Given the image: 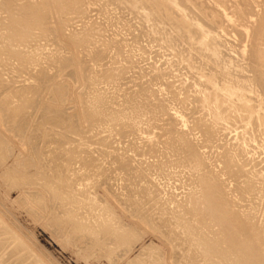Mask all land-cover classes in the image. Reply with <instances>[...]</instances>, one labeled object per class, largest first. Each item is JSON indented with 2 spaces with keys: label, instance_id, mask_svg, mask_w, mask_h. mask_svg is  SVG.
<instances>
[{
  "label": "bare ground",
  "instance_id": "1",
  "mask_svg": "<svg viewBox=\"0 0 264 264\" xmlns=\"http://www.w3.org/2000/svg\"><path fill=\"white\" fill-rule=\"evenodd\" d=\"M20 1L22 2L23 0H18L17 2L19 3ZM27 1L28 0L23 1L22 4H24V2H27ZM41 1H44V0H41ZM33 2H35V0ZM90 2H91V0H52L51 5H50V3L47 4V2L46 3L42 2V3L37 4L38 3V1H37L36 5H34L35 4L34 3L33 4L34 6H33L30 4L28 5V3H26L27 5L26 4L22 5L21 3H19V5L18 4L12 5L13 2L11 0H0V201L1 200L8 201V203H10V206L13 209H17V210H19V209L22 210L23 208H26V206L31 205V207L28 206V208L23 209V210H25V212H22V213L29 214V218L35 224H37V226H38V224H40L41 227L45 231H49L52 239L54 238V240L59 244L60 247L65 248L64 253H66L65 251H67L66 248H68V247H72V250H73V248H78V252L80 254L83 252L84 259L87 262H89L88 261L89 259H93L96 254H99L101 257L98 259L94 258L93 260H95V261L99 260L100 261V259H105V261L107 260L106 262L109 264H120L119 262H121V264H264V0H253V4H250L249 2H247V0L246 1L245 0H233L232 2L231 1L229 2V0H212L209 3H212L214 6L210 7L212 5L211 4V5H209L210 8L206 7L203 2H197V1H193V0H165V1L164 0H124V2H123L124 4L125 3L127 4V7L129 8V12L130 11L132 12V10L134 12L135 9L138 10V11L135 10V12H137V14H138V12L139 13L142 12V13L138 14V16L140 15L143 17V22L145 20L148 23H153L151 26H149V24L148 25L146 24V25H143V27L149 26L151 28V30L146 28L147 29L146 31L149 30L150 31L149 34H151L152 37L155 36V39H156V36H158L157 39L155 40V42L157 41V43L158 42L161 43L158 47H160L163 44V45H167L170 49L172 48L171 50H174L175 54L173 56V54L171 53L172 54L171 56L176 57L178 59L179 68L182 69L181 67L185 63L186 65L183 66V69L185 71L188 69L190 74H191V77H190V75L188 74L189 72L188 71H187L188 73L185 72L186 74L189 75L190 80L192 79L191 80L192 83H191V81H190V83H188V81H186L187 84H186V82H184L186 84L185 87L188 86V84H189V86H190L189 88L191 89V92H193L195 94V95L193 94L195 96V97H193L195 100L192 101V103L197 102L198 104H200L199 106L200 107L202 106L203 110L205 111V114H203L204 116L202 115L204 117L203 119H201L200 115H196L195 119H196V117L198 118V116L200 117L198 121H196V120L194 121V118H193L194 116H193L192 121H194V122H192L191 119L189 120L190 117H188L189 124L193 123L192 126L194 129H192L191 128L192 126L190 127V125L189 126L187 125L188 123H187V120L185 119V116L187 118V115H186V113H185V116L183 115V112L181 110L182 105L180 104V106H179V102H180L179 101L177 107L179 106V108H181L180 109L181 111H180V113L179 112H177V113L174 112V113H176V115H177L176 117L180 119L179 121H180V123L183 124V127L188 126L192 130H199L197 132V134H199V135L201 134L203 136L202 137L200 135L201 139L204 138L203 142L206 143L205 144L206 146H207V144L212 143V141L216 137V135H219L218 134L219 131L222 132L224 130L223 132H225V131L230 130V132L235 133L234 138L231 137L232 139L231 140L229 139V141L225 140L224 139L225 137L223 136L224 137L223 138L222 135H220L222 137V139H224L225 142H227V143L224 142L225 146L222 144L223 147H220L221 150H219V152H217V150H215L216 148L214 149L217 152L216 153L214 151V154L216 153V157L214 156V154L212 156H214L215 159L217 160V164H218V162L220 163V165L223 164V167L225 166L224 169L226 170L225 171V170H223V168H219V169H221V171H219L220 174L218 173L219 176L212 175L214 173L213 171H215V170L211 171V172H213L212 174L211 173L209 174L210 169L208 170L209 172L207 171L208 173L204 172L206 167H208L207 166L208 164L205 165V161L209 162V161H211V159L212 160L214 159L212 157L209 160V158H210L209 157L210 156L209 149L206 150V151H209V155H208L209 161H208L205 157L206 155H204V153H202L203 151L202 152L199 151V149L201 148L202 145L201 144L199 145L197 143L198 146L195 147L192 145V143H196V142H190V141L195 140V139L190 140L192 138H195V136L192 138H189L192 136L189 133L191 136L190 135L188 136V134H187V136H188L190 141H188L186 139H181V141H183L184 145L187 148V149L186 148L185 149L189 152V155L192 157V158L188 157L189 155H188V153H186V155L183 154L184 159H185V157H188L191 159L190 160L191 161L190 170L197 171L196 172L197 175H195L196 176L195 179H197V178L198 179L193 181V178H192V180H190L191 178L190 179L185 178V179H187V183L189 180L191 182L193 181L192 183H190L188 185L189 188L186 192V195L182 194L184 196L180 197L181 198L180 200L179 199L176 200V198L174 199L173 198L174 196H171L172 194L170 195L172 198L167 199V197H166V199L164 200V198L161 195V197L163 198V203L161 202L162 201L161 197H160L161 201H158V199H156L157 196L156 197L152 196L153 199L148 201L149 196L151 197V194L155 195L154 192L157 191V189L155 188V191L150 192L151 189L154 188V187L153 188L150 187V190L147 191L148 190L147 188H149V187H147V184H146V186H144V188L147 187L146 192L145 191L142 192L143 193L142 196L144 195V199H138V198H140L139 195H141V193L139 195L136 194L139 196V197L137 196L138 198H134V196L131 195L132 193H130V195H129V193H127V191H125L126 193L124 192L122 194H117V193H114L113 191H111L105 185H104V187L99 186V184L101 182V180L99 181V178L101 176H104V173H105V170L102 169V166H104V165H101V163L99 164V162L102 161L104 158H107V160L111 159V163H108L110 160L107 162L108 164H110V166L112 164V161H114V163H116L117 165L120 166L119 169L121 168V169L127 170V168L129 169L131 165L129 164V161H125L128 159H124L122 157L125 156L126 151L130 150L132 146L134 147L137 145L136 140H132L136 143V145H134L133 143H130V144L128 143L129 146L131 144H132V146L129 147L128 150H126V148H125L126 143L129 142L126 140V143H123L125 146L124 147L122 146L123 151L119 152V150H121L120 148H122L119 146L121 141L122 140L125 141V138L130 139V137H131V136L130 137L124 136L128 133L124 134V133H119V132H122L123 129L127 125H129V124L126 125V121L128 120L127 117L128 116L130 117L131 114L130 115H128V114L130 112H133L134 110L132 111V110H130L131 109L130 108L129 113H127L128 110H127V112H124V114L127 113L128 116L125 115V116L121 117L120 113H123V112L120 109V106H118L119 104H117L118 108L117 107L116 108L120 109L121 112L119 113V111H118V113H117V110H116V113H117L116 116H112L113 112L115 113V111L109 110L112 112V114L110 115L109 112L107 111L108 112L107 114L110 115V116H108L105 113L106 110H105V112L103 110H100V109H102V106L104 107L103 102L107 103V104L110 103V102H105L106 100L109 99V97L104 99L105 93H103V94L98 93L99 95L97 93H95V96L93 95V97H91L92 100H95L97 102V103L95 102L96 105L97 104H99V105L103 104V105L100 106V108H98V109L97 108L96 109L95 108L90 109V106H89L88 107L89 109L86 110V107H85V111H86L85 119L87 118L86 119L87 123L89 122V125H90V127L87 126V128L89 127L90 129L89 130L86 129L85 132L82 130L81 131L86 134V133H88L87 131L90 132V130H91L94 133V135L93 136L90 135V136L93 137L92 140L94 142V140L96 141L99 139V138L96 139L98 134L95 135L94 129H96V131H97L101 127L105 126V125L102 126V124H106L107 126H105L104 129L101 128V130H99V131L102 133H104L103 131H105L107 134H108V132L109 133L114 132L117 128L116 126H119L118 127L119 129H122V128H120V126H123V125H126V126L121 131L117 130V132L119 131L118 132L119 134H124L123 138L121 135H118L119 138H114V137H112L113 135L112 136L108 135L110 138H112V140H113V138L114 139H121L122 138L120 143H118L117 140H113L114 142L116 141V143H114L112 140H111V142L110 141L108 142L107 140H105L108 143H110V145L112 142L114 143V145L119 144V145H117L118 148L120 147L119 149H117L118 152L116 151L117 154L115 152L113 153V151L109 152V149L112 148V145H111V148H108V146L106 147V148H108V150L104 149V147H103V149L107 150V151H100L101 149H97V151H100L99 152L100 155H97L98 154L97 152H96L97 153L96 155L102 157V160L96 158V161H95V159H93L94 157L93 158L91 157L92 155L95 154L92 151V149H94L95 147L92 148L91 147L92 145L90 146V145H88L89 143H87L89 140L91 141V139H89L90 136H88L90 133L88 135L86 134L87 135L86 136V135H83L82 133H80V131L78 132V130H76L77 131L76 132L74 130L76 132L74 134L77 135L80 133L79 135H77L75 137V138L80 137V140L78 142L72 141V139L70 140L69 136H67V138H66L62 135L64 137L63 138L61 136L63 138V141L58 142L57 141L58 139H56V141L58 142L56 144H60V146L58 145V147H60V148H58V150L56 149V151H55V149L53 150V148L57 147L54 144L55 143L54 142L53 145H55L56 147L53 146V148H50V149H52V151L50 150V154H48V155L46 153V156H45L46 158H45L43 156L44 155L43 149L46 148V145L48 146V142H46L47 144H44V139L46 136H43V139H42V142L44 145H42L41 142H39V144H41V146L39 147L38 143L36 144L35 142L41 141L40 135H39L40 140L35 139L38 136L34 138L32 135H30L32 137H30V136L29 137L32 139L34 138V140H32V139L28 140L25 137L21 138L22 136H21V134H19V132H22L21 130L24 129V127H22L21 130L20 129L17 130L16 126L13 127L14 124L17 125V123L21 119V116L27 111L29 104L32 103L31 101L33 100V98L35 96H37L36 95L38 93L37 87L39 88L38 84L41 83L40 79H43V78L45 79V77H47L48 81H50V79H49L50 75L47 74V72H46L47 70L49 72L50 68L49 69H46V68H47V65H48V67H51V65L45 64L46 68L40 67V65H39V69L41 68V70L39 71L38 69H36V70H38V73H36L37 71L34 72L35 67L38 66L37 63L39 61H41L43 59V57L46 60H47L46 57H49L48 55L50 52L48 53V52H46L47 50L45 51L46 54H48V55H45L44 54L45 52H42L43 50L46 49V48L42 49V48H44L41 46L42 43L44 42L47 44V42H48L47 38L51 37V36L49 37V35H51L50 32L53 31L54 29H58L57 28L58 26L55 25L54 27L52 26L53 30H51V26H49L48 24L49 23L51 25L56 24L55 22H59V21H56V19H58V18H56V19L54 18L55 19L54 23L48 22L47 21L48 14L50 15V11L52 13H55V12L61 13L62 16L61 15L58 16L59 14H56V13L54 15H57L58 17L63 18V14L65 17L66 15L70 16L73 13V11L74 12L82 11L80 13L83 15V11L84 12L87 11V8L86 9L83 8L84 5L87 3H90ZM94 2L96 5L97 4L96 2L99 3V0L94 1ZM101 2H102V0H101ZM107 2L109 3V1H107ZM116 2H118V0ZM108 3H107V5H108ZM101 4H103V2ZM111 4H109V5H111ZM114 4L116 6L117 3H114ZM119 4H120V2H119ZM121 4H122V2H121ZM126 4H125V6H126ZM18 6H21V7L17 8ZM90 6H92V5H90ZM98 6H100V4ZM115 6L113 8L120 7L118 5L116 7ZM122 6H124V5H122ZM27 7H29V8H27ZM80 8H81V10H80ZM93 8H96V6ZM100 8H102V5H101V7H99V10H101ZM107 8H104V10ZM91 9H92V7H91ZM120 9L125 10L123 8H120ZM71 10H72V13L70 14ZM115 11H117V10H114L113 13ZM127 11H128V9H127ZM118 13L116 12L115 14H118ZM106 14L104 16H106ZM110 14H112V13H110ZM54 15H52V16H54ZM133 16H134V14L132 15V17ZM73 17H71L69 19L71 20ZM80 17H83V16H79V18ZM118 17L122 18L121 14ZM118 17H116L114 19L120 21L121 19H118ZM123 17H125V16H123ZM135 17H137V16H135ZM139 17H137V18L139 19ZM104 18H106V17H104ZM104 18H102V19H104ZM63 19H65V18H63ZM78 19L76 18V20H78ZM99 19H101V18H99ZM124 19L126 20L127 18H124ZM44 20H45V22H44ZM81 20L82 21L86 20L87 22H89L88 19H81ZM105 20L107 21V19H105ZM108 20L110 21V19H108ZM140 20H142V19H140ZM140 20L135 21V22H139ZM109 21H107V22H109ZM118 21H117V23H118ZM126 21H125L126 24L130 23L129 21L128 22H126ZM111 22H114V20H111L110 23ZM65 23H66V21L64 22V24ZM103 23H105V22H103ZM71 24H72V22H71ZM85 24H86V22L84 23V25ZM97 24L99 25V22L98 23L96 22V25ZM106 24L108 25L109 23H106ZM106 24H104V26ZM112 24H114V23H112ZM112 24H110V25H112ZM126 24H124V25L127 28ZM130 24H133V23H130ZM141 24H143V23L141 22ZM187 24H190V26H187ZM58 25H60V24H58ZM82 25H83V23H82ZM87 25H88V28H84L85 27L84 26L83 27L84 31H82L81 33H80L81 30H79L78 34H71L68 37L73 41V43H75L76 46L77 45L80 46V48H82L81 47L82 45L87 44L86 43V42H88L87 38L91 37V33H90L91 31H89V29H90L89 24H86V26ZM93 25L94 24H91V26H93ZM139 25H140V23H139ZM161 25H162V27H161ZM166 25L169 28H166L165 27ZM97 26H95V28ZM121 26H122V24H121ZM99 27H101V30L103 29L102 25H99ZM141 27L139 29H141ZM64 28H66L68 30L69 26L64 27ZM76 28L79 29L82 27L80 25V27H76ZM95 28H93V29H95ZM134 28H136V27H134ZM72 29H73V27H71V32H72ZM144 29H143V31H144ZM109 30H110V28H109ZM121 30H122V28H121ZM132 30L133 29H131V32H132ZM162 30H163V32H162ZM54 31H56V30H54ZM143 31H141V32H143ZM146 31H144V32L146 33ZM99 32H100V28H99ZM141 32H140V35L142 34ZM61 33H64V32L61 30V32H59V35ZM66 33H67V31H66ZM96 33H94V34L96 35ZM92 34H93V32H92ZM102 34L104 35V33H102ZM232 34L234 35V38L237 41L236 43H234L232 41L230 42L228 39L225 38V37H227V35H228V37H229V35H231V37H232ZM66 35H68V34H66ZM103 35H101V36H103ZM143 35H144V33H143ZM143 35H141V37L139 35H138L139 37L138 36H135V37L141 38L142 39L141 41L143 42L144 38H142V37H145L146 34L144 36ZM162 35H165V37ZM41 36L47 37L45 39L47 41L45 42L43 39V42L40 45V44H37V43H39L37 39L39 38V41H40ZM55 36H57V35L55 34ZM128 36H130V35H128ZM43 37H41V38H43ZM62 37H64V36L62 35ZM93 37L90 38L89 43L93 42V40H94ZM109 37H111V36H109ZM147 37L149 39V35H147ZM223 37H224V39H223ZM54 38L55 39H53V40H56V37H54ZM60 38H59V40H60ZM122 38L124 39V37H122ZM136 38H135V40L137 41ZM35 39L37 41L36 44H35ZM91 39H93V40L91 41ZM100 39H98V41H100ZM102 39L104 41L105 38L103 37ZM130 39H131V37H130ZM150 39H151V37H150ZM49 40L51 42H57V40L53 41L52 37ZM61 40H62V38H61ZM95 40H96V38H95ZM72 41H70V43ZM98 41H97V43H98ZM110 41H112L111 43H113V44L115 43L116 46L118 45V44H116V41L114 42V40H111V39H110ZM110 41H109V43H110ZM151 41H153V40H150V42ZM145 42H146V40H145ZM67 43H68V40H67ZM95 43L96 42H94V44L92 43V44H88V45H90V46L93 45L92 47L95 48V47H97V46H95L97 43L96 44ZM102 43L108 47L107 44H109V43H107L106 40H105V43L104 42H102ZM131 43H129V41H128V44L131 45ZM56 44L58 45L59 43H56ZM56 44H53V45L51 44L50 48L53 47L52 50L54 48H55L54 50H56V48H58L57 46L54 47V45H56ZM65 44H66V42L63 45H65ZM103 44L100 43V45H98V48H99V46H101ZM113 44H111L112 47H108V49L113 48L114 49L113 54H114V52H117V51H115V49L118 47L114 46L115 47L114 48ZM139 44L140 43H138L137 45L140 47L142 45V43L140 45ZM123 45H126V44L124 43ZM163 45L158 49L162 50L161 48L163 47ZM183 45L185 46L184 48L181 47ZM84 46H85V48H87L86 45H84ZM106 46L104 48L107 50ZM131 46H133V45H131ZM131 46L128 45V48ZM138 46L136 47V49L141 51L142 48L140 49ZM146 46H148V45H146ZM47 47H49V45ZM69 47H71V46L69 45ZM92 47H89V48H92ZM122 47L126 48V46H122ZM143 47H144V44H143ZM153 47H155V46H153ZM50 48H47V49H50ZM104 48H102V50ZM119 48H121V46ZM79 49H78V51H79ZM97 49H96V51L100 52L101 49L100 50H97ZM149 49H150V47H149ZM149 49L148 50L146 49V52H148ZM158 49H157V51H158ZM164 49L166 50V48H164ZM60 50L62 51V47L60 48ZM63 50H65V49L63 48ZM72 50H71V53H73ZM111 50L109 51L110 53H111ZM129 50L131 51V48H129ZM88 51H90V50H88ZM88 51L86 53L88 56H90L89 55L90 53H88ZM103 51H102V55H103ZM142 51H144V50L142 49ZM142 51L140 54L144 55L143 54L144 52L142 53ZM153 51H154V49H153ZM56 52H55V56H57V54L59 55V53L61 55L60 51L57 53ZM64 52H66V51H64ZM67 52H66V54H67ZM109 52H107V54ZM135 52H136V50H135ZM51 53H50V55L54 54V51L52 54ZM98 53L96 55H98ZM126 53H128V52H126ZM150 53H148V54L150 55ZM158 53H159V51H158ZM230 53H232L234 56L230 55ZM75 54L77 55V51ZM75 54H74V56H75ZM115 54H117V53H115ZM152 54H153V52H152ZM87 55L84 58H87ZM96 55L90 56L91 57L90 59L91 60H92V58L94 59ZM102 55H101V57H102ZM134 55H135V53H134ZM70 56L73 57L72 54H70ZM78 56L80 58V54H78ZM81 56H84V55H81ZM117 56H118V54H117ZM135 56H137V55H135ZM135 56H133V58H136ZM50 57H54V56H50ZM62 57H60V58L62 59ZM99 57L100 56H98V58ZM108 57H110L109 54H108ZM108 57L106 56V58H108ZM140 57H142V56H140ZM151 57H153V56H151ZM75 58H76V56L73 57V59H75ZM96 58L94 60L99 61ZM102 58L103 59L100 61L105 60L104 55ZM114 58H115V56H114ZM149 58H150V56H149ZM49 59L51 60V58H49ZM67 59H68V56H67ZM67 59L65 58L66 62L68 61ZM73 59H71L72 62L68 63V64H72ZM88 59L89 58H87V61H89ZM126 59H124V60L126 61ZM137 59H138V56H137ZM63 60H64V58H63ZM82 60H83V57H82ZM84 60H86V59H84ZM109 60H108V62H109ZM176 60H175V62H176ZM42 61H44V60H42ZM48 61L49 60H47L44 63H47ZM54 61H56V60L54 59ZM116 61L118 62V60H116ZM129 61H130V59H129ZM135 61H136V59H135ZM168 61H173V60H168ZM81 62H83V61H81ZM81 62H79V63H81ZM120 62H121V60H120ZM122 62H123V60H122ZM158 62H160L159 66H161L159 68L162 69V62L160 60H158L156 63H158ZM178 62H177V64H178ZM44 63L41 62L40 64L44 65ZM49 63H50V61H49ZM51 63H52V61H51ZM55 63H56V65L53 66V68L55 67L57 69L56 66H58L57 65L58 63L57 62H55ZM83 63H85V62H83ZM92 63H94V62H92ZM95 63L97 64V62H95ZM132 63L133 62H131L130 64H132ZM163 63H164V60H163ZM181 63L183 64L182 66H180ZM62 64H60L61 67H62ZM87 64H86V66H88ZM99 64H101V63H99ZM104 64H105V62H104ZM132 65H134V64H132ZM67 66L68 65H65L64 69L68 71V69H66ZM74 66L75 65H73V68L77 67V66L76 67H74ZM79 66L81 67L80 72L83 73L84 69H82V65L79 64ZM90 66H92V65H90ZM93 66H94V64H93ZM105 66H107V65H105ZM134 66H136V64ZM134 66H133V68H134ZM150 66H151V64H150ZM155 66H156V64H155ZM71 67L72 66H69L68 68H71ZM110 67L112 68L111 65H110ZM126 67H127V65H126ZM164 67H166V66H164ZM168 67H169V65H168ZM176 67H177V65H176ZM184 67H186V69ZM100 68H102V65L100 66ZM100 68H99V71L101 70ZM121 68H119V69L121 70ZM123 68H125V67L123 66ZM128 68H130V67H128ZM136 68H138V67H136ZM142 68H140V69H142ZM148 68L149 67H147V69ZM76 69L78 70V68H76ZM106 69L107 68H105V71L107 72ZM110 69L108 70V71H110L109 73H111ZM119 69H117L116 71H118ZM149 69L153 70L151 67ZM169 69H170V67H169ZM172 69L175 71L174 68H172ZM172 69H170V71ZM57 70L59 71V69H57ZM57 70H55V71H57ZM85 70H87V69H85ZM95 70L97 71L98 68L96 69V67H95ZM122 70H121V73L123 74L126 70H123L124 72ZM173 70L171 72H174ZM176 70H177V68H176ZM53 71H54V69H52L51 73H53V74L56 73V75H54V76H58L60 74V73L57 74V72H55V71H54L55 72L54 73ZM60 71H62V69H60ZM90 71L91 70L89 68L88 74H90V73L92 74V71L91 72ZM116 71H115V73H117L118 75L121 74L120 72H116ZM162 71L164 72V70H162ZM166 71H167V68H165V74H166ZM33 72L36 74L34 75ZM78 72H79V70L77 71V73ZM144 72H145V70H144ZM154 72L155 71L153 70L152 73L149 74L146 71V75L147 74L152 75V77L150 76L151 79L153 78L154 80L153 79L152 80L156 81V79H155L156 77L153 75ZM168 72H169V70H168ZM181 72H180V74H181ZM160 73H162V72H160ZM46 74H47V76H46ZM104 74L103 75H102V73L100 74L101 76H106V77H104V80L102 79L103 82L105 80H108V79L110 80V78H111L110 82H113V80H112V78L114 77L113 75L107 76L106 74L105 75ZM133 74H136V73H133ZM165 74L162 73V75H165ZM23 75H25V77ZM84 75L88 76L87 74H84ZM95 75H97V74H95ZM98 75H99V73H98ZM140 75L141 74L139 73L138 77H140ZM143 75L145 76V74H143ZM168 75H169V73H168ZM168 75H166V76H168ZM97 76L92 77V79H91V77L90 78L88 77L90 79V80L89 79L88 80L92 82L90 84L94 85V86L90 85V86H92L91 88L89 86L88 87L90 89H92L94 92H97L96 88H93V87H96L95 83H99V81H97V79H96V78H98ZM166 76L163 78H166ZM172 76L174 77L175 75H172ZM176 76H180V75H176ZM58 77H60V75ZM63 77L61 76V78H63ZM66 77H68V76H65V80H66ZM80 77L82 78V76H80ZM119 77H121V76L119 75ZM169 77L170 76H168V79H169ZM18 78L20 80L22 78V80L19 81ZM69 78H67V79H69ZM114 78H117V76ZM38 79H39V81H38ZM83 79H86V78H83ZM99 79L100 78H98V80ZM132 79L133 78H131V80ZM141 79H145V78L142 77V78H140V80ZM36 80L39 83L36 85V83L34 82V84H35L34 85L32 81H36ZM53 80H55V79H53ZM116 80L114 79V81H116ZM181 80L182 79H180L179 81H181ZM48 81H46L45 85L48 84L47 83ZM59 81H61V80H59ZM134 81H135V79H134ZM146 81H148V80H146ZM149 81H150V78H149ZM153 81H151V82H153ZM157 81H158V79H157ZM157 81H156V83H157ZM58 82L56 79V84ZM66 82H65V84H66ZM75 82H76L75 85H77V84H79V86L82 85V83L80 84V82H77V81H75ZM81 82H84V81H81ZM143 82L144 81L142 80L140 85H142ZM164 82L165 81H163V83ZM171 82L173 84L172 83H169V84L170 85L172 84V86L173 85L176 86L175 83H178V82H174L173 80H171ZM181 82L183 84V81H181ZM104 83H106V82H104ZM116 83H117V81H116ZM125 83H127V81H125ZM108 84H107V90H108V86L110 85V84L109 85ZM111 84H114V83H111ZM145 84H148V83H145ZM145 84H143V87H145L144 86ZM149 84H148V86L152 85L150 82H149ZM180 84H179V86H180ZM41 85H44V84L41 83ZM60 85H61V83H60ZM85 85H86V83H85ZM160 85H162V84L160 83ZM61 86H59V87H61ZM67 86H65V89L67 88ZM73 86H74V84H73ZM167 86H168V84H166L164 86V88L166 87V89H167L166 91L171 92V90H168ZM179 86H178V88H179ZM59 87H57V88H59ZM97 87H99V86H97ZM104 87L106 90V86H104ZM104 87H102V89H101V87H99V90L100 89L103 90ZM109 87H110V89H112L111 85ZM146 87L143 89L144 92L147 90ZM151 87L153 88V89L152 88L151 89L154 90V87L153 86H151ZM169 87H171V86H169ZM41 88H43V87H41ZM117 88H116V90H118ZM184 88H182V89L184 90ZM49 89H50V87H49ZM65 89H63L61 91L64 92ZM70 89H71V83H70ZM149 89H150V87H149ZM170 89H172V87ZM174 89L176 91L177 86L174 87ZM182 89H181V91L184 92ZM53 90L56 94L61 92V91H58V93H57L55 89H53ZM72 90L73 89H71L70 91H72ZM140 90H142V88ZM140 90H138V91H140ZM152 90H151V92L153 93ZM40 91H42V90L40 89ZM70 91L68 93H65V94H71L72 92H70ZM172 91L174 92V90H172ZM185 91H186V88H185ZM83 92H84V90H83ZM94 92H93V94H94ZM99 92H102V91H99ZM135 92H137V91H135ZM142 92H139L138 94L135 93V94H137V96H138L141 93V95H142ZM168 92H166V93H168ZM178 92H179V90H178ZM182 92H181V94H182ZM89 93H91V92H89ZM89 93L87 91V95H89ZM127 93L128 92H125L121 95L125 96V98H126ZM132 93L134 94V92H132ZM145 93H147L146 95H148L149 92L147 91ZM166 93H164V94H166ZM50 94H51V92H50ZM77 94H73L74 97ZM131 94H129V96ZM176 94L174 93L173 95L178 97V95L180 93L178 95H176ZM187 94H188V96L191 95V94L189 95V89H188ZM41 95H42V93L40 94V96ZM79 95L80 94L77 95V98L79 97V100L82 101L81 100L82 97H81V95L80 96ZM82 95L85 97V93ZM100 95H103V98ZM106 95H107V93H106ZM113 95L114 94H112L111 96H113ZM121 95H120V97L116 96V98L117 97L121 98ZM149 95L151 96L152 94L149 93ZM155 95L156 94H154V96ZM173 95H170V97H173ZM44 96L45 95H43V97ZM56 96H58V95H56ZM90 96H92V95H90ZM142 96L144 97V95H142ZM142 96H141V99L143 98ZM139 97L140 96H138V98ZM151 97H153V96H151ZM151 97H149V98H151ZM164 97H165V95H164ZM50 98L53 99L54 97H50ZM55 98H57V97H55ZM85 98H82V99H85ZM91 98H89V99H91ZM112 98H114V97H112ZM112 98L110 100H113ZM132 98L133 97H131L129 102H131V100L132 101L135 100ZM135 98H137L136 95H135ZM147 98L148 97H146V99L145 98H143V99L147 100ZM157 98L159 99L160 96L159 97L157 96ZM157 98L155 96L156 100H157ZM179 98L181 100H183L182 98L188 100V97L185 98V97H183V95H182V97L179 96ZM193 98H191L189 100H192ZM36 99H38V98H36ZM40 99H38V102ZM52 99H51V104L53 103L52 101H54V100L56 101V99H54V100H52ZM57 99L59 100V98H57ZM70 99H71V97H70ZM75 99H76V97H75ZM34 100H35V98H34ZM71 100L73 101V99H71ZM114 100L116 101L115 98H114ZM136 100H138V99H136ZM153 100L151 102L149 99L150 103H154ZM159 100H161V99H159ZM165 100H163V102ZM29 101L31 103H29ZM42 101L45 102L44 99ZM66 101H68V100H66ZM118 101L120 103L119 99L117 100V103H118ZM138 101H135V102L137 103ZM167 101H168L167 104H169V100H167ZM184 101L187 103L186 100H184ZM61 102H62V100H60V103ZM84 102H85V100H84ZM88 102L91 103V107H92L91 100H89ZM124 102H125V100H124ZM129 102H127V103H129ZM160 102L162 103V100ZM40 103H41V101H40ZM60 103H59V105H61ZM76 103H78V102H76ZM95 103H94V105H95ZM136 103H132V104L135 105ZM141 103H142V101H141ZM143 103L141 104L142 106H143ZM157 103H159V102H157ZM176 103L177 102H175V104ZM26 104L28 105V107ZM85 104H86V102H85ZM107 104L105 106H107ZM110 104H108V105H110ZM129 104L131 105V103H129ZM167 104H165V106H168ZM170 104H171V101H170ZM188 104H190V102ZM39 105H38V108H39ZM54 105L55 104H53V106ZM66 105H67V107L69 106L68 104H66ZM71 105H72V103H71ZM88 105H90V104H88ZM120 105H121V103H120ZM144 105H145V103H144ZM148 105L149 104L147 103V106ZM153 105H155V104H153ZM161 105H163V104H161ZM45 106H47V105H45ZM45 106H44V109H43V106L40 107L44 110L43 111L44 115H42V117L40 118V119H42V121L41 120L39 121L38 120L39 118L37 119L39 122H41L39 124L42 127L45 125V128H47L46 125H48L47 124L48 121H49L50 125L53 124V126H55L54 125L55 123L60 124L61 121H63V120L65 121V119L67 120L66 114H64V117L62 116V114L60 115L61 111L66 112V110H64L65 108L62 110L59 107L60 108V111H59L58 108H57L58 110H56V109L54 110L55 107L54 108L51 107L53 109H49L50 108L49 104H48L49 108H47ZM84 106L82 107L83 110H84ZM113 106L114 105H112L111 107H113ZM147 106H144V108H146ZM187 106L189 107L190 105H187ZM194 106H192V107L194 108ZM199 106H195V108H197ZM36 107H37V105H36ZM124 107H127V106L124 105ZM130 107H132V108L136 107L137 108V106H134V107L130 106ZM152 107H155V106H152ZM159 107H161L160 109H162V106H159ZM177 107H175V108L177 109ZM184 107H186V105L183 106V108ZM30 108L31 107H29V109ZM46 108L49 110H47ZM77 108H79V107H77ZM107 108H108V106H107ZM136 108H134V109H136ZM190 108H191V106H190ZM45 109L48 111L47 113H44ZM153 109L154 108H152V111H154ZM197 109H199V108H197ZM141 110L142 109H140L136 112H141ZM169 110H171V109H169ZM186 110L187 109H185V111ZM190 110H193V109H190ZM30 111L29 112L27 111V112L31 113ZM33 111H35V108ZM41 111H40V113H41ZM78 111H79V109H78ZM123 111H124V109H123ZM145 111H146V109L144 110V112ZM152 111H150L151 114H152ZM164 111L162 112V114L164 113ZM172 111H173V109H172ZM172 111L167 112V110H166L167 115H168V113H170L171 115L174 114V113H172ZM194 111L196 114L198 113V112H196V110H194ZM136 112L134 111V113H136ZM150 112H149V114H150ZM70 113L68 116H70ZM134 113H132V114L135 115ZM147 113H144V114H147ZM188 113L189 112H187V114ZM202 113H204V112H202ZM41 114H39V115L41 116ZM74 114H76V113H74ZM124 114H121V115H124ZM151 114H150V120H151ZM155 114L154 115L157 116V113H155ZM159 114H161V113H159ZM35 115H36V113H35ZM77 115H75L74 117H76ZM103 115H105L107 117V120L109 119V121L107 123L103 122L106 119V117H102ZM140 115L142 116V114H140ZM140 115H139V117L135 116L136 119L133 118L134 116L133 117L131 116L132 118L131 117L130 118L138 120L137 118H140ZM167 115H162V117L167 116ZM188 115H191V113ZM26 116H28L29 119L31 118V117H29V115H26ZM81 116H83V115H81ZM159 116L160 115H158L157 118L161 117V116L160 117ZM169 116L170 115H168V117ZM79 117H77V118H79ZM142 117L140 119H142ZM154 117H152V119ZM173 117L174 116H172V118ZM24 118L25 117H23L22 119H24ZM77 118H75V120ZM126 118H127V120H126ZM143 118H144V122L142 124H147L149 122V121L148 122L145 121L147 119V116H146V119H145V117H143ZM148 118H149V116H148ZM157 118L155 117V119H157ZM172 118H171V120H172ZM177 118L173 119V121L175 123H177L176 122ZM22 119H21V121H22ZM70 119H71V116H70ZM80 119H79V121H80ZM83 119H81L82 123L84 121ZM124 119L126 120L125 123L123 122ZM131 119H130V121L132 122ZM169 119H170V117H169ZM26 120H28V119H26ZM31 120H33V119H31ZM147 120H149V119H147ZM159 120H160V122L162 121L161 118ZM171 120H169V122ZM38 121H36V124H34V125H37ZM64 121H63V123H64ZM140 121H142V120H140ZM24 122H25V120H24ZM27 122L28 121H26V123ZM109 122H111L112 124L111 123L109 124ZM133 122H135V121H133ZM145 122H147V123H145ZM20 123L21 122H19V125H20ZM29 123L30 122H28V124ZM63 123H62V126H66V127L68 126V122L65 125H63ZM72 123L75 124L76 121L75 122L73 121ZM137 123H138V121H137ZM140 123H138V124H140ZM155 123H157V122H155ZM155 123H153V125ZM161 123H163V122H161ZM161 123L159 125L163 126V124H161ZM23 124H25V123H23ZM79 124H77V125L79 126ZM100 124H101L100 128H97L98 125H100ZM132 124H136V123H132ZM138 124H136V125H138ZM170 124H169V126H170ZM174 124L173 125L171 124V126L173 127ZM19 125H17V126L20 127ZM82 125H85V124H82ZM136 125H134V126H136ZM151 125H152V123H151ZM175 125H177V124H175ZM25 126H26V124H25ZM78 126L76 129H79ZM138 126L141 128L143 125L142 126L138 125ZM138 126H136L137 127L136 132L138 131ZM147 126H149V125H147ZM157 126H158V124H157ZM157 126H155V128ZM32 127H33V125H32ZM61 127L59 126V128H61ZM71 127H72V125H71ZM106 127L110 128L111 131H107L108 128H107V130H105ZM136 127H133V129L135 130ZM35 128H36V126H35ZM38 128H39V126H37V128L35 130H39L41 127L39 129ZM56 128H58V127H56ZM63 128H65V127H63ZM80 128H81V126H80ZM143 128H144V126H143ZM165 128H166V126H165ZM165 128L163 127V130ZM173 128H178V127L174 126ZM181 128H182V125H181ZM181 128L180 129L178 128V129L182 130L183 128L182 129ZM26 129H24V130H26ZM43 129H44V127H43ZM54 129H55V127H54ZM68 129H66L65 131H69ZM71 129H73V128H71ZM102 129H103V131H102ZM133 129H131V127L128 128V126H127V128H125V130H127V131L133 130ZM148 129L147 130L145 129L146 131L145 130L142 131L143 133L140 132L141 130L139 129V132L142 133V135H143L144 132L149 133ZM30 130H31V128H30ZM55 130H58V129H55ZM55 130H52L53 131L52 133H54ZM125 130L123 132H125ZM156 130H158V129H156ZM165 130L167 131L168 129H165ZM179 130L174 131V133H173L174 136L176 134L175 132H177V134L181 132V131L179 132ZM185 130H187V129L185 128ZM28 131H29V129H28ZM39 131H41V129ZM39 131H37V133ZM168 131H171V130H168ZM41 132H42V135H45V133L43 134L44 131H41ZM92 132H91V134H93ZM132 132H134V131H132ZM139 132H138V135H135V137L140 136ZM154 132L150 131V133H152L150 135L151 137H152ZM159 132H161V131H159ZM167 132H165V133H167ZM184 132H181L182 134L180 133L181 138L185 134ZM190 132H192V131H190ZM31 133H33V132H31ZM55 133H56V131H55ZM68 133L66 132L67 135H68ZM129 133H131V132H129ZM187 133H188V131H187ZM192 133H194V132H192ZM222 133H220V134H222ZM225 133H223V135H225ZM112 134H114V136L117 135L115 133H112ZM145 134L143 135V137L146 136ZM197 134H195V135H197ZM49 135H52V134H49ZM56 135H58V134H56ZM72 135H70V136H72ZM102 135L108 138V136H106L105 134H102ZM157 135L155 134V138L159 137ZM180 135L179 134L177 135L179 139H180ZM199 135L197 137H199ZM84 136L89 137L88 138L89 140ZM147 136H149V134H147ZM168 136H170V135H168ZM48 137L49 136H47L46 138H48ZM94 137H95V139H94ZM102 137L100 139H102ZM143 137H141V138H143ZM217 137H219V136H217ZM58 138L60 140V137H58ZM72 138H74V135ZM134 138H131V139H134ZM162 138H163V135L161 136V139ZM171 138H172L171 141L173 142V139H174L173 136ZM178 138H176V139H178ZM185 138H186V134H185ZM49 139L52 140V137H50ZM166 139L169 140V137ZM179 139H178V141H179ZM141 140H143V139H141ZM155 140H157V139H155ZM102 141H103V143H102ZM105 141L100 140V142H99V140H98L95 143L99 142V145L101 143L103 145H107V143L104 144ZM147 141H144V143H146ZM158 141H160V140H158ZM158 141H156L155 144L158 146L157 148L160 149L161 147H159V145L157 144ZM161 141H163V143H164L163 139ZM199 141H201V140H199ZM49 142H51V145H52V141H49ZM175 142L177 143V140ZM70 143H72L74 145H72L70 147L69 146ZM85 143H87L89 148L90 147L92 148L91 149L92 153L91 152L89 153L86 150V149L89 150L87 145H86V147H87L86 149L83 148V145ZM138 143H140V142H138ZM141 143H142V141H141ZM148 143H150V142L148 141ZM152 143H150V144H151V147L153 148ZM169 143H170V141H169ZM199 143H201V142H199ZM11 144L13 145L12 147L16 151H14L13 149H12L13 151L10 150V147H8V146H10ZM90 144H91V142H90ZM155 144H153V145L156 146ZM99 145H96V147L97 146L99 147ZM143 145H145V148L148 149L149 145H147L148 147H146V144H143ZM170 145H168V146L172 147V144H170ZM214 145H215V143H214ZM214 145L211 144L212 147H214ZM176 146H178V145H176ZM185 146L181 145L180 147H185ZM209 146H207V148ZM115 147L113 146L112 149L116 150ZM127 147H128V145H127ZM133 147H132V149H133ZM136 147H138V149L136 148V151H133L130 154L136 153L137 150H139L140 146L137 145ZM141 147H143V146L141 145ZM198 147H199V149H198ZM217 147L219 148V145ZM124 148H125V150H124ZM174 148H172V150ZM203 148H204V146H203ZM149 149H148V151H149ZM158 149H157V151H155V153L151 151L150 153H154L152 155L148 152L150 154V156L155 157V161L157 159H160L159 157L161 156V153H159L160 156H158L157 159H156V156H154V155H158L157 154L159 151ZM181 149H184V148H181ZM162 150H164V149H162ZM178 150H180V149L178 148ZM178 150L174 149V152L178 151ZM186 150H183V151H186ZM169 151H170V149H169ZM206 151H205V153H206ZM45 152H47V150ZM139 152L140 151H138V154H139ZM146 152H147V150L145 151V153ZM174 152L172 154L169 153V155L173 156ZM120 153H124V155L123 154L121 155ZM141 153H144L143 148H142V152H140V155L143 158L144 156ZM148 153H146V154H148ZM182 153L179 154V157H180V155H182ZM90 154H91V156H90ZM126 154H128V153H126ZM149 154H148V156H149ZM135 155L133 156V158H135ZM126 156H128V155H126ZM139 156L137 157L138 161L140 162L139 164H142V166H143V163H141L142 161L139 159L140 158ZM165 156H168V155H165ZM161 157L163 159L164 156H161ZM179 157H177L178 158L177 160L180 159ZM10 158H11V162L9 164H7V160ZM131 158L129 160H131ZM170 158H172V157H170ZM170 158L168 157V160L166 161L167 164H168V161L171 160ZM182 158H181V161H182V164L184 165L185 161L183 163ZM175 159H173V161ZM97 160H100V161H98V163H97ZM133 160L135 162V159H133ZM142 160H146V159H142ZM150 160L148 161V163L150 162V164H152V162ZM186 160L188 161L189 159L186 158ZM103 161H102V164L106 160L104 162ZM155 161H153V164H156ZM179 161H177L178 164H180ZM190 161H189V163H190ZM212 162H214V160ZM107 163H105V164H107ZM148 163L145 161V164H148ZM173 163H176V162H173ZM189 163H188V165H189ZM116 164L114 166H116ZM160 164H163V163L161 162ZM164 164H165V162H164ZM164 164L161 165V167H163ZM134 165L137 166V163ZM148 165H146V166L148 167ZM156 165L158 166V164H156ZM133 166L131 167V169L133 168ZM135 166H134V170H136L138 172V170H140V169L137 170V168H139V167L135 168ZM138 166H141V165H138ZM175 166H177V163ZM209 166H210V164H209ZM212 166H210V167H212ZM164 167H167V169H168V166L165 165ZM169 167H170V165H169ZM181 167H182V165H181ZM149 168L151 169L150 166H149ZM163 168H161V169H163ZM213 168H215V166ZM108 170H107V172L112 171V169H110L109 171ZM113 170L116 171L118 169H113ZM129 170L127 172H129ZM132 170H130V171H132ZM141 170H143V167L141 168ZM169 170H171V168ZM158 171L159 170H157L156 172L158 173ZM162 171H164V169ZM176 171L184 173L183 171H180V169L176 170ZM120 172H121V170H120ZM133 172H135V171H132L130 173H133ZM146 172H147V170H146ZM151 172H152V170H151ZM169 172L171 173L172 171H169ZM185 172H186V170H185ZM109 173L111 174V172H109ZM109 173H107V174H109ZM153 173H152V175H154ZM164 173H165V171H164ZM170 173H169L170 177H176V176L180 177V175H181V177L183 176V174H181V173L179 175H176V176H171ZM107 174H105V176ZM112 174H113V171H112ZM140 174H143V172ZM185 174H188V173L186 172ZM111 175H109V176H111ZM138 175L139 174H137V176ZM152 175L151 176L149 175L150 178H148V179H151V177L153 178ZM129 176H132V179L135 178L134 174L133 175L130 174ZM129 176L127 175L126 177H129ZM144 176L147 177L148 174L147 175L144 174ZM165 176H167V175L165 174ZM192 176L195 177L194 175H192ZM107 177H106V179H107ZM118 177L120 178L119 175H118ZM146 177L144 178V180L146 179ZM157 177H158V174H157ZM162 177H163V175H162ZM179 177H178V179H179ZM184 177L182 179H184ZM186 177H187V175H186ZM188 177H189V175H188ZM122 178L124 179L123 176H121V179ZM141 178H143V177H141ZM160 178H161V176H160ZM164 178L167 179L168 176H167V178L166 177H164ZM100 179L103 180V178H100ZM136 179L137 178L133 179L134 182ZM140 179H138V182H140L139 184L142 183L144 185L145 182L142 181L143 179L140 181ZM170 179H172V178H170ZM170 179H169V181H170ZM108 180H110V179H108ZM179 180L182 181L181 179H179ZM115 181H117L116 178H115ZM120 181H122V180H120ZM131 181H128V182H131ZM146 181H147V183H148V181L150 183L151 180H146ZM155 181L157 182V180H155ZM161 181H162V179H161ZM165 181H164V183L167 182V181L166 182ZM173 181H175V180H173ZM180 181L178 184H182V182L180 183ZM128 182H126L124 184L125 187H127L126 185L129 184ZM132 182H131V184H132ZM138 182H136V183H138ZM184 182H183V184H184ZM105 183H107V181ZM105 183H103V184H105ZM151 183L153 184L155 182L152 181ZM168 183L169 182H167V185H168ZM103 184H100V185H103ZM232 184L234 185L233 188L230 187ZM137 185H135V186L137 187ZM143 185H140V186H143ZM172 185H173V183H172ZM33 186L35 188H33ZM119 186H121V185H119ZM128 186L131 187V185H128ZM140 186H138V187H140ZM151 186H153V185H151ZM157 186H160V185H157ZM98 187L103 189L102 190L103 193L100 194L97 191ZM113 187H115V186H113ZM122 187H123V185H122ZM130 187H129V189H131ZM115 188H117V187H115ZM141 188H143V187H141ZM170 188H172V187H170ZM185 188L186 187H184V189ZM124 189L126 190V188H124ZM124 189H122V190L124 191ZM129 189H127V190H129ZM132 189H133V187H132ZM162 189H165V187H163ZM13 190L17 191V195H16V197H14V199H12L10 197V193ZM117 190H119V189L117 188ZM135 190H136V188L133 189V191H135ZM138 190L142 191L141 189L138 188L135 192H137ZM143 190H145V189H143ZM177 190H178V188H177ZM165 191H167V189ZM165 191H162V192H165ZM171 191H173V190H171ZM160 192L157 193L158 196H160L159 194L162 193V192L161 193ZM169 192H170V190H169ZM168 193H166V196L168 195ZM108 194H110V195H108ZM163 196H164V193H163ZM110 197H111L112 201H111V199H109ZM113 200H115V202L117 204L116 206H118V207L113 206V205H115V203L113 204V202H114ZM5 202H4V204H7V206H8V203L7 202L5 203ZM110 202H112V204ZM159 202H161L160 205H158ZM172 204L175 207L172 206ZM190 205L194 206L195 209L194 208L193 209L198 213V215L197 214H193V215H197V217L200 216L201 218H204L203 222L206 219L208 221L207 222L208 226L206 224H205V227L203 226L204 224L201 225V223H199V222L202 220L198 221V219H197V221H196L193 219L194 220V222H193L192 218H194V217H192V216H191L192 218L189 216L191 219L188 218V219H190L188 221L187 218H184L183 215H180L181 213L186 211V207L190 206ZM147 206H149V207H147ZM165 206L167 208H164ZM11 207L9 209H11ZM171 208H172V210H171L172 212H170L171 214H169V210ZM175 208L180 209V212L178 211L180 213V214L178 213L179 215L175 214V211H174ZM187 208H188V210H191V209H189V207H187ZM150 209L151 210H157V212L158 211L159 212H158V214H153L154 212H150ZM10 211L12 212L13 210H10ZM48 213H50L52 215L51 218L47 217V216H50V214L48 215ZM189 213H191V211ZM13 214H14V212H13ZM187 214L188 213H186V215ZM155 215H158L159 217L157 216L158 217L157 218ZM168 215H171L172 217L169 218ZM127 216H128V218H130L129 216L133 217L135 219L134 222L135 221L138 222V220H140V222L144 223V226H146L147 229H150L152 231V233L154 234V238H153V240H150V243L148 242L149 244L144 243L143 238H142L143 236L141 234V230L140 229L137 230L140 226L135 227L138 224L136 223V225L134 226V223H130L131 221H133V219L130 221L131 218L128 220L126 218ZM7 219L8 218L3 216L2 212L0 211V264H51V263H49V261H51V259L46 258L47 254H45L46 256H42L43 254L40 255V253L38 252V250L40 252L42 251V250H40L42 247L39 246L40 249L37 247L39 245V243L37 244L36 243L37 241L35 243H32L34 241H31L30 239H28V240L31 243H28L29 241L26 242L27 239H24L25 240L24 241L23 240L24 237H21L18 234V232H16L13 229H9L10 226L13 227V224L11 223L12 225L9 226L6 223ZM17 225H19V224H17ZM18 228H20V227L18 226ZM22 230H25V229H22ZM19 232L21 234L22 231H19ZM27 233H25V234L27 235ZM29 234L28 235L30 237L31 233H29ZM26 235H23V236H25V238H26ZM54 240H53V242H54ZM138 245H140L139 246L140 249L138 251L139 253H137V255L135 257L133 256V258H131V256H130L131 253L134 251V249ZM110 247H112V248H110ZM81 261H82V259H81ZM81 263H83V262H81Z\"/></svg>",
  "mask_w": 264,
  "mask_h": 264
},
{
  "label": "rangeland",
  "instance_id": "2",
  "mask_svg": "<svg viewBox=\"0 0 264 264\" xmlns=\"http://www.w3.org/2000/svg\"><path fill=\"white\" fill-rule=\"evenodd\" d=\"M11 1L13 2L12 5H14V4H15V5H16V4L19 5V3L22 4V2H23V1H26V0H23L22 2L20 1L19 3L17 2L18 0H15V1H14V0H11ZM29 1H30V0H28L27 2H24V4H22V5H25L26 3H28V5H29V4H30V5H33V4L35 3L34 5H36V2H37V1H38L37 4L42 3V2H45V3L47 2V4L50 3V5H51V2H52V0H44V1H41V0H37V1H36V0H35V2H33L34 0H33V1L31 0L32 2H31V1L29 2ZM40 1H41V2H40ZM49 1H50V2H49ZM92 1H93V2H92ZM94 1H97V0H91L90 3L85 4L86 6L84 5L83 8H85V9L87 8V11H85L86 13L83 11V15L80 13V12H82V11H80V12H77V11L74 12V11H73V13H72V10L70 11V14L72 13V14H71L72 16H71V15H70V16H69V15H66V16L64 17V14H63V18H65V19H63L62 17H58V16H60V15L62 16L61 13H56V12H55L56 14H59V15L57 16V15H54L55 13H52V12L50 11V15L48 14V19H47L48 22L54 23V22H55L54 20H55L56 18L59 19V20L56 19V21H59V22H60V23H59V22H55L56 24H52V25H51L50 23L48 24L49 26H51V30H53V29H52V26L54 27L55 25L58 26V27H57L58 29L60 28L59 30H58V29H54V30H56V31H54V30H53L54 32L51 31L53 34L50 32L51 35H49V37H50V36L52 37V40L55 39L54 37H56L57 42H51V41L49 40V39H51V37H50V38H47V37H43V36H41V37H43V38L40 37V39H41L40 41H39V38L37 39L38 42H39V43H37V44H40V45H41V43L43 42V39H44V41L46 42L47 40H45V39L47 38V39H48L47 44L49 45V47H47L48 45H47L46 43L43 42L41 46L44 47V48H42V49H45V48H46V49L43 50L42 52H45V51L47 50L46 52H48V53H49V52H50V53L52 52V53H53V51H54V54L51 53L52 55H50V53H49V55H48V54H46V52H45L44 54L49 56V57H46V58H47V60L50 61V63H49V61H48L47 63H44V62H46L47 60L44 59V57H43L42 60H44V61L41 60V61L38 62L39 64L37 63L38 66L35 67L34 72L37 71L36 73H38V70H39V71L41 70V68L39 69V65H40V67H44V68H46V65H47V64L51 65V67H48V65H47V68H46V69H49V68H50V70H49L50 73L48 72V70L46 71L47 74L50 75V76H49V77H50V78H49L50 81H48V78H47V77H45V79H44V78H43V79H40V82H41L42 84H44V85H41V83L38 82L39 79H38V81H37V80H36V81H32L33 84H34V82H35L36 85L39 83L38 86H39V88H40L43 92L40 91V89L37 87V89H38V90H37L38 93L36 92V93H37V94H36L37 96L34 97L35 100H34V98H33V100L31 101L32 103L29 101V103L32 104V105L29 104V107H31V108L33 107V108H32V109H31V108L29 109V107H28V105H27L28 103L26 104L27 107H28V108H27V111L29 112V111L31 110V111H30L31 113H28V112L26 111L27 113L25 112V113L21 116V119H22L23 117H25V118L22 119V121H21V119H20V121H19V122H21L20 125H19V122L17 123V125H19L20 127H18L16 124H14L13 127L16 126V127H17L16 129H17V130H19V129L21 130L22 127H24V129L27 128L26 130H24V129L21 130L23 133H22V132H19V134H21V136H22L21 138H24V137H25V138H27L28 140L32 139V138H30V137H32V136H33L34 138L38 136V137L35 138V139H39V140H40V138H41V141H38V142H37V141L35 140V141H36L35 143H36V144L38 143V146H39V147L41 146V144L44 145V144H47L46 142H48V146L46 145V148H44L45 150L43 149V154H44L43 156L45 157V156H46V153H47V155L50 154V150L52 151V149H50V148H53V146H54V147L57 146L56 148H53V150L55 149V151H56V149L58 150V148H60V147H58V145L60 146V144H56V143L63 141V138H64V137L67 138V136H69V137H70V138H69L70 140L72 139V141H77V142H78V141L80 140V137H78L79 139H78V138H75V137H76L77 135H79L80 133H82L83 135H86V134L88 135V134L90 133L88 136H90V135L93 136V135H94V133H93L91 130H90V132L87 131L88 133H86V134L82 132V131L85 132L86 129H87V130L90 129V128H89V127H90L89 122L87 123V120H86L87 118L85 119V117H86V116H85V114H86L85 107H86V110L89 109V108H88L89 106H90V109H91V108H93V109H94V108H95V109L97 108V109H98V108H100V106H102V105L104 104V107L102 106V109H100V110H103L104 112H105V110H106L105 113L107 114V113L109 112L110 115L112 114V112L109 111V110H114L115 113L113 112L112 116H116V114L118 113V111H119V113L121 112V111H120V109H121L122 112H123V113H120V116H121V117L127 115V113H129L130 110H132V111L134 110V111L136 112V111L142 109L141 112H136V113H134V111H133V112H130L128 115L131 114L130 117H131V116H132V117L134 116L133 118H135V116H136V117H139V115L142 114V116L145 117V119H146V116H147V119H149V120L146 119L145 121H147V122L149 121V122H148L149 124H148L147 122H145V123H147V124H142V123L144 122V118H143L141 115H140V118L142 117V119L137 118L138 120H135L136 118H135V119H131L132 117L130 118V117L127 115V116H128V117H127L128 120H127V118H126L127 121H126L125 119H124V121H123L124 123H125V121H126V125L129 124V125H127V126H128V128L131 127V129H133V127H136V126H138V125H140V126L143 125L144 128H143V126H142L141 128L138 126V131H137V132H136L137 127H136L135 130H134V129H133V130H129V131H127L128 129L125 130V128H127L126 125L120 126V128H122V129L126 126V127L123 129V131L125 130V132H123V131H122V132H119V131H121L122 129H119V128H118L119 126H116V127H117V128L115 127L116 130H115L114 132H112V133H115V134H117L118 132H119V133H124V134L128 133V134H126V135H124V134H119V133H118V134L116 135V136H117V137H116V136H114V134H112L111 132H110V133L108 132V134H107L105 131H103V129L105 128V126H107L106 124H102V126H103V125H105V126L101 127V128H103L102 131H103L104 133H102V132L99 131V130H101V128H100L101 124L98 125V127H97V128H100L99 130L96 131V129H94L95 135L98 134L97 137H96V139L99 138V139H98L99 142H100V140H104V141L107 140L108 142H109V141L111 142L112 138L109 137L110 135H111V136L113 135L112 137H114V138H119L118 135H121L122 138H123V135H124L125 137H127V136L130 137V136H131L130 139H129V138H127V139L125 138V141H124V140L121 141V139H122L121 137H120L121 139H114V138H113V140H117L118 143H120V141H121L120 145H119V144H115V145H114V143H116V141L114 142V141L112 140V141L114 142V143H113V142L111 143L112 148H113V146H114V147L116 146V147H115L116 150L112 149L110 143H108L107 141L104 142V144L107 143V145H103V144H102L103 141H102V143L99 145V142H97L98 144L95 143V142L98 141V140H96V141L94 140V142H93V140H92L93 137H92V136H90V138H89V137H86L87 135L84 136V137H86L87 139H88V138L91 139V141L88 139V140H89V141L87 142V143H89L88 145H90V146L92 145V146H91L92 148L95 147L94 149H95L96 151H95L94 149H92L91 147L89 148V146L87 145V143H85V144L83 145V148L86 149V148H87L86 145H87L88 148H89V150H88V149H86V150H87L89 153L91 152V149H92V151H93L95 154L93 153L94 155H92V156H91V154H90V156H91L92 158L94 157L93 159H95V161H96V158L102 160V157L97 156V155H100V154H99L100 151H107L108 148H111L112 150L109 149V152H112V151H113V153L115 152V153L117 154V152H118L117 149H119V148L122 147V146L124 147L125 145H124L123 143H126V140L129 141V142L126 143V146H125L126 150H128V148L132 146V144L129 146L130 143H133L134 145H136V143H137V145L140 146V147H139V150H137L136 153L130 154L131 152L136 151V148L138 149V147H136L137 145L134 146V147L132 146L133 149H132V147H131L130 150L126 151V153H128V154L125 153V156L122 157V158H124V159H128V160H125V161H129V164L131 165V166L129 165V166H130L129 169H130V170L133 169L132 171H135V172H133V173H130V172H132V171H130L128 168H127V170H126V169H121V168L119 169L120 166L117 165L116 163H114V161H112V164H113V165L111 164V166H110V164H108V163H111V159H108V160H107V158H104V157H103V158H104L103 160H104V161L106 160L105 162L102 160V161L104 162L103 164H102V161L97 160V163H98V161H100L99 164L101 163V165H104V166H102V169L105 170L104 176H101V177H100V178H103V180L99 178V181L101 180L100 184H103V183H105V182L107 181V183H105V184H103V185H100V184H99V186H101V187L103 186V187H104V185H105V186L108 187L111 191H113L114 193H117V194H122V193H124L125 191H127V193H129V195H130V193H132L131 195H133L134 198H138V197L140 196V198H138V199H144V195L142 196V194H143L142 192H143V191L146 192L147 189H148L147 191H149V190H150V187H151V188L154 187L153 189H151L150 192L155 191V188L157 189V191H158V190H159V191H158V192L155 191V192H154L155 195H152V194H151V197L149 196L148 201L151 200V199H153L154 196H155V197L157 196L156 199H158V201H161V199H162V201H161L162 203H163V198H164V200L166 199V197H167V199H168V198L170 199V198H172L171 196H174L173 198H174V199L176 198V200H178V199L180 200V199H181L180 197H183L184 195H186V192H187V190H188V188H189L188 185H189L190 183H192L194 180H197V179H198V178L195 179V178H196L195 175H197V174H196L197 171H192V170H190V167H191V161H190L191 159H190V158H192V157L189 155V152L186 150L187 148H186V146L184 145L183 141H181V139H186V140H188V141L195 139V140H193V141H190V142H196V143H192V145L195 146V147H197L198 144H199V145L201 144V145H202L201 148L199 149V147H198V149H199V151H201V152L203 151L202 153H204V155H206V156H205L206 159L208 160L209 157H210L209 160H210L212 157L214 158V159H213L214 162H212V161H213L212 159H211V161L208 160L209 162L205 161V165L208 164L207 166H208L209 168L206 167L207 170L205 169L204 172H205V173H208V172L210 171L209 174H210V173L212 174V173L214 172L212 175H214V176H219L218 173H219V171H221V169H219V168H223V170H225V169H224L225 166L223 167V164L220 165L219 162H218V164H217V160L215 159V157H216V153L219 152V150H221L220 147H223L225 140H228V141H229V139H230V140L232 139L231 137L234 138L235 133L230 132V130H229V131H225V132H226V133H225V132H223V131H224V130H223L222 132L225 133V135H226V136H225V135H223L222 132L219 131V132H218L219 135H216V137L214 138L215 140L213 139L214 142L212 141V143L207 144V146L210 145V146H209L210 148H209V147L207 148V146L205 145L206 143L203 142V141H204V138H202L203 140L201 139V136H202V135L200 134V135H201V136H200L199 134H197V132H198L199 130H192V129H194L193 126H192L193 123L189 124V120H190V119H191V121L193 120V118H194V121H195V120H196V121L199 120V118H200L199 116H198V118L196 117V119H195V116H196V115H200V116H201V119H203V118H204V117H203V116H204L203 114H205V111L203 110L202 106H201V107L199 106L200 104H198L197 102H193V103H192V101L195 100V99L193 98V97H195V96H194L195 94H194L193 92H191V89L189 88V87H190L189 84H188V86L185 87V85L187 84L186 81H188V83H190V81L192 80V79L190 80L191 74H190L189 70L187 69V70L185 71V70L183 69V66H185L186 64L184 63V65H183V64L181 63L180 66H182V65H183V66L181 67L182 69H180L179 66H178V65H179L178 59H177L176 57H173L174 54H175V53H174L175 51H174V50H171L172 48L170 49L167 45H163V44H162L163 47H162L161 49H162L163 51L160 50V49H158V48H160V47L162 46V45H161L160 47H158L161 43L158 42V43H159V44H158L157 41L155 42V40L157 39L158 36H156V39H155V36L152 37L151 34H149V33H150L149 30H151V28H150L149 26H151L153 23H148V22L145 21V20H144V22H143V17L140 16V15H139L140 17L138 16V14H140V13H142V12H140V13L138 12V14H137V12H135L136 9L134 10L135 13L133 12V10H132V12H131V11L129 12V8L127 7V4L125 3V4H126V6H125V4L123 3L124 0H120V1L118 0V2H116L117 0H115V1H114V0H107V1H109V3H108L106 0H102L103 4H101L102 2H101V0H99V3L96 2V3H97L96 5H95V2H94ZM113 1H114V2H113ZM164 1H165V0H164ZM193 1L203 2L204 5H205L206 7H208V8L214 6L212 3H209V2L212 1V0H204V1H203V0H200V1H199V0H193ZM230 1L232 2L233 0H229V2H230ZM245 1H246V0H245ZM110 2H111V3L113 2V3H112L113 5H112ZM119 2H120V4H119ZM121 2H122V4H121ZM247 2H249L250 4H253V0H252V1H251V0H247ZM105 3H106V4H105ZM107 3H108V5H107ZM114 3H117L116 6L118 5V6H120V7H118V8H113V7L115 6ZM208 3H209V4H208ZM89 4L92 5V6H90ZM99 4H100V6H98ZM109 4H111L112 6L109 5ZM206 4H207V5H206ZM211 4H212V5H211ZM26 5H27V4H26ZM34 5H33V6H34ZM52 5H53V4H52ZM101 5H102V8H100L101 10H99V7H101ZM103 5H104V6H103ZM105 5H106V6H105ZM122 5H124L126 8H125L124 6H122ZM209 5H211V6L209 7ZM95 6H96V8H93V7H95ZM116 6H115V7H116ZM20 7H21V6H18L17 8H20ZM88 7H89V8H88ZM91 7H92V9H91ZM107 7H108V8H107ZM111 7H112L114 10H117V11H115V12L113 13L114 10H113ZM27 8H29V7H27ZM81 8H82V7H81ZM81 8H80V10H81ZM97 8H98V9H97ZM104 8H107V9L104 10ZM120 8H123V9H125V10H122V9H120ZM95 9H96V10H95ZM127 9H128V11H127ZM83 10H84V9H83ZM102 10H103V11H102ZM106 10H107V11H106ZM109 10H110V11H109ZM99 11H100V12H99ZM101 11H102V12H101ZM111 11H112V12H111ZM119 11H120V12H119ZM122 11H123V12H122ZM136 11H138V10H136ZM53 12H54V11H53ZM105 12H106L108 15H107ZM116 12H117V13L119 12V13H118V14H115ZM125 12H126V13H125ZM77 13H78V14H77ZM103 13H104V14H103ZM110 13H112V14H110ZM84 14H85V15H84ZM101 14H102V15H101ZM105 14H106V16H104ZM120 14H121L122 18H121V17H118ZM131 14H132V15L134 14V16L132 17ZM52 15H54V16H52ZM109 15H110V16H109ZM115 15H116V16H115ZM56 16H57V17H56ZM68 16H69V17H68ZM73 16H74V17H73ZM75 16H76V17H75ZM79 16H83V17H80L81 19H88V21H89L90 23L87 22L86 20H83V21H82V20L79 18ZM84 16H85V17H84ZM102 16H103V17H102ZM123 16H125V17H123ZM128 16H129V17H128ZM135 16L139 17V19H138L137 17H135ZM52 17H53V18H52ZM71 17H73V18L70 20L69 18H71ZM87 17H88V18H87ZM104 17H106V18H104ZM107 17H108V18H107ZM110 17H111V18H110ZM116 17H118V19H121V20L118 21V20L114 19V18H116ZM50 18H51V19H50ZM54 18H55V19H54ZM74 18H75V19H74ZM76 18H77V19L79 18V19L76 20ZM99 18H101V19H99ZM102 18H104V19H102ZM124 18H127V19H126L127 21H126ZM128 18H129V19H128ZM105 19H107V21H109L108 19H110V21H111V20H114V22H111V23H110V21L107 22ZM122 19H123V20H122ZM140 19H142V20H140ZM62 20H63L64 22L66 21L67 24H66V23L64 24V22H63ZM68 20H69V21H68ZM79 20H80V21H79ZM96 20H97V21H96ZM100 20H101V21H100ZM102 20H103V21H102ZM104 20H105V21H104ZM115 20H116V21H115ZM124 20H125L126 22L129 21L130 23H133V24L127 23V24H128V25H127V24L125 23ZM130 20H131V21H130ZM138 20H140V21H139V22H135V21H138ZM47 21H46V22H47ZM84 21L86 22V24H89V28H90L89 31H91V32H90V33H91V37L87 38L88 42H86L87 44H84V45H86L87 48H85L84 45H82V46H81L82 48H80V46H78V45L76 46L75 43H73V41H72L70 38H68V37H69L71 34H78L79 30H81V31H80V33H81L82 31H84V28H88V25H87V26H86V24L84 25V23H85ZM117 21H118V23H117ZM44 22H45V20H44ZM71 22H72V24H71ZM96 22H97V23L99 22V25H102V27H103L102 30H101V27H99L98 24H97L98 26L96 25ZM103 22H105V23H103ZM120 22H121V23H120ZM122 22H123V23H122ZM141 22H142L143 24H141ZM82 23H83V25H82ZM106 23H109V24L107 25ZM112 23H114V24H112ZM139 23H140V25H141L142 27L139 25ZM58 24H60V25H58ZM91 24H94V25H93L94 27L91 26ZM104 24H106L107 26H106V25L104 26ZM110 24H112V25H110ZM121 24H122V26H121ZM124 24H126L127 28L125 27ZM135 24H136V25H135ZM146 24H147V25L149 24V26H148L149 28L146 27V26L143 27V25H146ZM63 25H64V26H63ZM80 25H81L82 28H79V29L76 28V27H80ZM114 25H115V26H114ZM116 25H117V26H116ZM129 25H130V26H129ZM68 26H69L68 30H67L66 28H64V27H68ZM84 26H85V27H84ZM90 26H91V27H90ZM95 26H97V27L95 28ZM128 26H129V27H128ZM137 26H138V27H137ZM187 26H190V24H187ZM71 27H73L72 32H71ZM74 27H75V28H74ZM83 27H84V28H83ZM113 27H114V28H113ZM120 27L122 28V30H121ZM131 27H132V28H131ZM134 27H136V28H134ZM140 27H141V29H139ZM161 27H162V25H161ZM165 27H166V28H169V27H167V25H166ZM93 28H95L96 30L93 29ZM99 28H100V32H99ZM109 28H110V30H109ZM130 28L133 29V30L135 29V30H134V31L132 30V32H131V29H130ZM144 28H145V29H144ZM146 28L149 29V30H148L149 32L146 31V30H147ZM65 29H66V30H65ZM69 29H70V30H69ZM128 29H129V30H128ZM138 29H139V30H138ZM143 29H144V31H146V33L143 31ZM61 30H62L64 33H61V34H60L61 36H60V35H59V32H61ZM93 30H94V31H93ZM97 30H98V31H97ZM104 30H105V31H104ZM140 30L143 31V32H141ZM58 31H59V32H58ZM66 31H67V33H66ZM89 31H88V32H89ZM95 31H96L97 33H96ZM114 31H115V32H114ZM120 31H121V32H120ZM129 31H130V32H129ZM135 31H136V32H135ZM68 32H69V33H68ZM92 32H93V34H92ZM112 32H113V33H112ZM138 32H139V33H138ZM140 32L142 33L141 35H143V33H144V35L146 34L145 37H142V38H144V39H143V40H144V41H143L144 43L141 41V40H142L141 38H136V37H135V36H138V35L141 37ZM162 32H163V30H162ZM54 33H55L57 36H55ZM65 33L68 34V35H66ZM94 33H96V35H95ZM102 33H104V35H103ZM118 33H119V34H118ZM131 33H132V34H131ZM97 34H98V35H97ZM100 34L103 35V36H101ZM137 34H138V35H137ZM58 35H59V36H58ZM62 35H63L64 37H62ZM92 35H93V36L95 35V36L93 37ZM122 35H123V36H122ZM128 35H130V36H128ZM144 35H143V36H144ZM147 35H149V39H148ZM53 36H54V37H53ZM65 36H66V37H65ZM109 36H111V37H109ZM139 36H138V37H139ZM162 36L165 37V35H162ZM166 36H167V35H166ZM60 37L62 38V40H61ZM92 37L94 38V40H95V38H96V40L94 41L93 39H91V41L93 40V42L89 43V42H90L89 40H90V38H92ZM101 37H102V38H103V37L105 38L104 41H103V39H102ZM122 37H124V39L126 38L127 40H126V39L124 40ZM130 37H131V39H130ZM132 37H133V38H132ZM134 37L137 39V41L135 40ZM150 37H151V39H150ZM59 38H60V40H59ZM63 38H64V39H63ZM65 38L68 40V43H69V44L67 43V40H66ZM97 38H98V39L101 38L100 41H98ZM225 38L228 39L230 42H231V41L234 42V43L237 42V41L235 40L233 34H232V37H231V35H229V37H228V35H227V37H225ZM230 38H231V39H230ZM110 39H111V40H114V42L116 41V44H118V45L116 46L115 43H114V44L111 43L112 41H110ZM116 39H117L118 41H117ZM119 39H120V40H119ZM223 39H224V37H223ZM226 39H225V40H226ZM56 40H53V41H56ZM105 40H106L107 43H109V41H110V43L113 44V47H114V46L118 47V48L115 49V51H117V52H114V54H113V50H114V49H113V48H109L110 50L112 49V50H111V53H110V52H109L110 50L108 49V47H112V46H111L110 43H109V44L106 43V44L108 45V47H107L106 45H104L102 42L105 43ZM138 40H139V41H138ZM145 40H146V42H145ZM148 40H149V41H148ZM150 40H153L154 42H153V41L150 42ZM228 40H227V41H228ZM70 41H72V42L70 43ZM97 41H98V43H97ZM119 41H120V42H119ZM128 41H129V43L132 42L133 44L131 43V45H133V46H131L130 44H128ZM134 41H135V42H134ZM36 42H37V41H36V39H35V44H36ZM50 42H51V43H50ZM65 42H66V44L63 45ZM94 42L97 43V44L95 43V44H96L95 46H97V47L94 46L95 48H93V47H92L93 45H91V46L88 45V44H92V43L94 44ZM137 42L140 43V44L142 43V45L139 47V46L137 45V44H138ZM49 43H50V44H49ZM56 43H59V44L57 45ZM100 43L103 44L104 46L101 45L102 47L99 46V48H98V45H100ZM124 43H125L126 45H123ZM51 44H52V45H53V44H56V45H54V47H56V46H57L58 48H59V47H60V48L62 47V51L60 50V48H59V49L56 48V50H54V49H55V48H54V49L52 50L53 47L50 48ZM67 44H68V45H67ZM120 44H121V45H120ZM140 44H139V45H140ZM143 44H144V47H143ZM44 45H45L46 47H45ZM61 45H62V46H61ZM66 45H67L68 47H69V45H70L71 47L68 48ZM128 45L131 46V47H129V48H131V51L129 50ZM146 45H148V46H146ZM83 46H84V47H83ZM105 46L107 47V50L104 48ZM120 46H121V48H119ZM122 46H126V48H124V47H122ZM134 46H135V47H134ZM137 46H138L140 49L142 48V49L144 50V51H142V49H141L142 53L144 52V53H143L144 55H141V54H140L141 51H139L138 49H136ZM153 46H155V47H153ZM156 46H157V47H156ZM65 47H66V48H65ZM72 47H73V48H72ZM89 47H92V48H89ZM145 47H146V48H145ZM149 47H150V49H151L152 51L149 49ZM151 47H152V48H151ZM181 47L184 48L185 46L183 45V46H181ZM47 48H50V49H47ZM63 48H64L65 50H63ZM70 48H71V49H70ZM76 48H77V49H76ZM79 48H80L81 50H80ZM97 48H98V49H97ZM102 48H104V49H103L104 51L102 50ZM114 48H115V47H114ZM156 48L158 49L159 53H158V51H157ZM164 48H166L167 51H166ZM66 49H67V50H66ZM72 49H73V50H72ZM78 49H79L80 52L78 51ZM83 49H84L85 51H84ZM86 49H87V50H86ZM92 49H93V50H92ZM96 49H97V50H100V49H101V50L103 51V55H104L105 60L100 61V60L103 59V58H102V57H103V55H102V51H101V50H100V52L98 51V52L100 53V54H99V53L96 51ZM117 49H118V50H117ZM134 49L136 50V52H135ZM146 49H147V50L149 49V51L146 52ZM153 49H154V51H153ZM169 49H170V50H169ZM176 49H177V48H176ZM51 50H52V51H51ZM71 50H72L73 53H71ZM88 50H90V51H88ZM91 50H92V51H91ZM155 50H156L157 52H156ZM56 51H57V52L60 51V52H61V55H60V53H59V55L57 54L58 57L55 56V52H56ZM64 51H66V52L68 51V52H69V53L67 52L68 55H67L66 52H64ZM76 51H77V55L75 54ZM87 51H88V53H90V54H89L90 56H94V55H96V54L98 53V55H96L95 58L97 57L96 59H98L99 61L94 60L95 58H94V59L92 58V60H93V61H92V60L90 59L91 57L87 55V53H86ZM94 51H95V52H94ZM105 51H106V52H105ZM120 51H121V52H120ZM132 51L135 53V55L138 56V59H137V56H135L134 53H133ZM171 51H172V52H171ZM57 52H56V53H57ZM83 52H84V53H83ZM107 52H109L108 54H109L110 57H108ZM126 52H128V53H126ZM130 52H131V53H130ZM150 52H151V53H150ZM152 52H153L154 55L152 54ZM64 53L68 56V59H67V56H66ZM94 53H95V54H94ZM115 53H117L118 56H117V54H115ZM121 53H122L123 55H122ZM129 53H130L131 55H130ZM148 53H150V55H149ZM155 53H156V54H155ZM164 53H165V54H164ZM171 53L173 54V56H171V55H172ZM70 54H72L73 57L76 56V58H75L76 60L73 59V57H71ZM74 54H75V56H74ZM78 54H80V58H79ZM85 54L87 55V58H89V59H88L89 61H87V58H84V57L86 56ZM92 54H93V55H92ZM119 54H120V55H119ZM145 54H146V55H145ZM151 54H152V55H151ZM169 54H170V55H169ZM227 54H228V53H227ZM63 55H64V56H63ZM81 55H84V56H81ZM101 55H102V57H101ZM105 55H106L108 58H106ZM129 55H130V56H129ZM156 55H157L158 57H157ZM230 55H233V54L230 53ZM50 56H54V57H50ZM59 56H60V57L63 56L62 59H61ZM98 56H100V57L98 58ZM114 56H115V58H114ZM128 56H129V57H128ZM133 56H135L136 58H133ZM140 56H142V57H140ZM149 56H150V58H149ZM151 56H153V57H151ZM233 56H234V55H233ZM56 57H57V58H56ZM69 57H70V58H69ZM82 57H83V60H82ZM116 57H117V58H116ZM118 57H119V58H118ZM131 57H132V58H131ZM172 57H173V58H172ZM49 58H51V60H50ZM52 58H53V59H52ZM63 58H64V60H65V58H66L68 61H67V62H66V60L64 61ZM123 58H124V59L127 58L126 61H125ZM141 58H142L143 60H142ZM156 58H157V59H156ZM167 58H168V59H167ZM54 59H55L56 61H54ZM71 59H73V63H72V64H68V63H71V62H72ZM84 59H86V60H84ZM109 59H110V60H109ZM113 59H114V60H113ZM129 59H130V61H129ZM135 59H136V61H135ZM176 59H177V60H176ZM62 60H63V61H62ZM90 60H91L92 62H94V63H92ZM108 60H109L110 63L108 62ZM111 60H112V61H111ZM116 60H118V62H117ZM120 60H121V62H120ZM122 60H123V62H122ZM158 60H160V61L162 62V69L159 68V67H161V66H159L160 62L156 63ZM163 60H164V63H163ZM168 60H173V61H168ZM175 60H176V62H175ZM51 61H52V63H51ZM81 61H83V62H85V63H83V62H81ZM115 61H116V62H115ZM141 61H142V62H141ZM153 61H154V62H153ZM165 61H166L167 63H166ZM41 62L44 63V65L40 64ZM53 62H54V63H53ZM55 62L58 63L57 65H58L59 67H58V66H56V67H57V69H59V71H58L55 67L53 68V66L56 65ZM77 62H78V63H77ZM79 62H81V63H79ZM95 62H97L98 65H97ZM104 62H105V64H104ZM114 62H115V63H114ZM131 62H133L132 64H134V65L136 64V66L130 64ZM136 62H137L138 64H137ZM168 62H169V63H168ZM177 62H178V64H177ZM62 63H63V64H62ZM65 63H66V64H65ZM74 63H75V64H74ZM87 63H88V64H87ZM99 63H101V64H99ZM106 63H107V64H106ZM113 63H114V64H113ZM125 63H126V64H125ZM153 63H154V64H153ZM165 63H166V64H165ZM174 63L177 65V67H176V65H175ZM45 64H46V65H45ZM60 64H62V67H61ZM79 64H81V65H82V69H84V70H83V73L80 72V70H81L80 68H81V67L79 66ZM86 64H87L88 66H86ZM93 64H94V66H93ZM128 64H129V65H128ZM148 64H149V65H148ZM150 64H151V66H150ZM155 64H156V66H155ZM41 65H42V66H41ZM63 65H64V66H63ZM65 65H68V66L66 67V69H68V71L64 69ZM73 65H75L74 67L77 66L76 68H78V70H79L78 73H77L78 70H77L76 68H73ZM90 65H92V66H90ZM96 65H97V66H96ZM99 65H100V66L102 65V68H100ZM103 65H104V66H103ZM105 65H107V66H105ZM110 65L112 66V68L110 67ZM113 65H114V66H113ZM118 65H119V66L121 65V66L119 67ZM126 65H127V67H126ZM130 65H131V66H130ZM157 65H158V66H157ZM168 65H169L170 69L174 68L175 71L172 69L174 72H171L172 70L170 71ZM69 66H72V67H71V68H68ZM83 66H84V67H83ZM85 66H86V67H85ZM108 66H109V67H108ZM115 66H116V67H115ZM123 66H124L125 68H123ZM133 66H134V68H133ZM141 66H142V67L144 66L146 69H147V67H149V68L151 67V68L155 71V72L153 73V75L156 77V78H155L156 81H157V79H158L157 83H156V81H153V80H154L153 78H152L153 80L151 79L152 75H149V74L152 73L153 70H151V69H149V68H148L149 70H148V69L146 70L144 67L142 68ZM164 66H166V67H164ZM91 67H92V68H91ZM95 67H96V69L98 68L97 71L95 70ZM103 67H104V68H103ZM114 67H115V68H114ZM117 67H118V68H117ZM121 67H122V68H121ZM128 67H130V68H128ZM136 67H138V68H136ZM89 68H90V70L92 71V74H91V73L88 74V72H89ZM99 68L101 69L100 71H99ZM105 68H107V69H106L107 72L105 71ZM110 68H111V69H110ZM119 68H121V70H122V69H123V70H126L127 72H126V71L124 72V71L122 70V71L124 72V73L122 74V73H121V70H120ZM140 68H142V69H140ZM158 68H159L160 70H159ZM165 68H167L166 74H165ZM176 68H177V70H176ZM184 68L186 69V67H184ZM36 69H38V70H36ZM52 69H54V71L57 70V71H55V72H57V74L60 73V74H59L60 77H58L59 75H58V76H54V75H56V73H55L54 71H53V72H54L55 74L51 73ZM60 69H62L63 72L60 71ZM74 69H75V70H74ZM85 69H87V70H85ZM93 69H94V70H93ZM102 69H103V70H102ZM109 69L111 70V73H109V72H110V71H108ZM117 69H119L120 71H119V70L116 71ZM130 69H131V70H130ZM143 69L145 70V72H144ZM73 70H74V71H73ZM114 70H115L116 72H120V73L122 74V75L119 74L121 77H119V75H118L117 73H115ZM162 70H164V72H163ZM168 70H169V72H168ZM64 71H65V72H64ZM72 71H73L74 73H73ZM86 71H87V72H86ZM91 71H90V72H91ZM94 71H95V72H94ZM98 71H99V72H98ZM101 71H102V72H101ZM112 71H113V72H112ZM146 71H147L149 74L146 75ZM149 71H150V72H149ZM181 71H182V72H181ZM187 71H188L189 73H188ZM34 72H33V73H34ZM75 72H76L78 75H77ZM96 72H97V73H96ZM100 72L102 73V75L105 73L107 76L113 75L114 77L117 76V78H114V77L112 76V77H113V78H112L113 82H110V81H111V78H110V80H109V79H108V80H105L104 82H106V83H104L103 80H104V77H106V76H101V75H100V74H101ZM160 72L164 73L165 75H162V73H160ZM167 72L169 73V75H168ZM170 72H171V73H170ZM180 72H181V74H180ZM185 72H187V73L190 75V77H189V75L186 74ZM33 73H32V74H33ZM36 73H34V75H35ZM79 73H80V74H79ZM81 73H82V74H81ZM98 73H99V75H98ZM131 73H132V74H131ZM133 73H136V74H133ZM139 73L141 74L140 77H138ZM142 73L145 74V76H144ZM174 73H175V74H174ZM182 73H183V74H182ZM184 73H185V74H184ZM47 74H46V76H47ZM51 74H52V75H51ZM61 74H62V75H61ZM65 74H66V75H65ZM84 74H87L88 76H86V75H84ZM93 74H94V75H93ZM95 74H97L98 76L95 75ZM105 74H104V75H105ZM108 74H109V75H108ZM130 74H131V75H130ZM155 74H156V75H155ZM73 75H74V76H73ZM75 75H76V76H75ZM79 75L82 76V78H81ZM92 75H93V76H92ZM126 75H127V76H126ZM142 75H143V76H142ZM166 75L170 76L169 79H168V76H166ZM172 75H175V76L173 77ZM176 75H180L181 77H180V76H176ZM23 76L25 77V75H23ZM51 76H52V77H51ZM61 76H62V77L64 76V77L61 78ZM65 76H68V77H66V80H65ZM91 76H92V77L97 76L98 78H100V79L98 80V78L95 77V78L97 79V81H99V83H95V84H96V87H93V88H96V91H97V92H94L92 89H90L92 86H94L93 84H90V83H92V82L89 81V80H90L89 78H90ZM131 76H132V77H131ZM146 76H147V77H146ZM148 76H149V77H148ZM150 76H151V77H150ZM154 76H153V77H154ZM165 76H166V78H163V77H165ZM26 77H27V76H26ZM57 77H58V78H57ZM69 77H70V78H69ZM75 77H76V78H75ZM88 77H89V78H88ZM92 77H91V79H92ZM122 77H123V78H122ZM135 77H136V78H135ZM142 77H144L145 79H141V80H140V78H142ZM171 77H172V78H171ZM175 77H176V78H175ZM179 77H180V78H179ZM187 77H188V78H187ZM67 78H69V79H67ZM72 78H73V79H72ZM83 78H86V79H83ZM131 78H133V79L131 80ZM147 78H148V79H147ZM149 78H150V81H149ZM170 78H171V79H170ZM177 78H178V79H177ZM185 78H186L187 80H186ZM23 79H24V78H23ZM53 79H55V80H53ZM56 79H57V82H58L59 80H61V81H59V82L61 83L62 86L60 85L59 82L56 84ZM70 79H71V80H70ZM78 79H79V80H78ZM81 79H82V80H81ZM88 79H89V80H88ZM102 79H103V80H102ZM114 79H115V80L117 79V80H116L117 83H116V81H114ZM118 79H119V80H118ZM122 79H123V80H122ZM124 79H125V80H124ZM134 79H135L136 82L134 81ZM163 79H164V80H163ZM180 79H182L181 81H183V84H184V85L182 84L181 81H179ZM184 79H185V80H184ZM18 80L21 81L22 78H21V80L18 78ZM42 80H43V81H42ZM51 80H52V81H51ZM67 80H68V81H67ZM80 80H81V81H84V82L86 83V85H85L84 82H81ZM101 80H102V81H101ZM121 80H122V81H121ZM130 80H131L132 82H131ZM142 80H143L145 83H148V84H149V82H150V83L152 84L151 86L154 87V90H152L153 88H152L151 86H148V84H145L144 82L142 83V85H140ZM146 80H148V81H146ZM166 80H167V81H166ZM169 80H170V81H169ZM171 80H173L174 82H178V83H175L176 86H177V90H176V91H175V89H174V87H176V86H175V85L172 86L173 83L171 82ZM46 81H48V82H47V83H48L47 85H45V84H46ZM66 81H67V82H66ZM73 81H74V82H73ZM75 81L80 82V84L82 83V85H80V86H79V84L75 85V84H76ZM88 81H89V82H88ZM95 81H96V80H95ZM119 81H120V82H119ZM125 81H127V83H125ZM128 81H129V82H128ZM151 81H153V82H151ZM163 81H165V82L163 83ZM168 81H169V82H168ZM44 82H45V83H44ZM50 82H51V83H50ZM52 82H53V83H52ZM65 82H66V84H65ZM87 82H88L89 84H88ZM122 82H123V83H122ZM159 82H160L163 86L160 85ZM184 82H186V84H185ZM67 83H68V84H67ZM70 83H71V89H73L72 91H70V90H71V89H70ZM103 83H104L105 85H104ZM108 83L111 85L112 89H110V87H109L110 85H109ZM111 83H114V84H111ZM115 83H116L117 85H116ZM155 83H156V84H155ZM158 83H159V84H158ZM169 83H172V84L170 85ZM180 83H181L182 85H181ZM191 83H192V81H191ZM55 84H56V85H55ZM73 84H74V86H73ZM101 84H102V85H101ZM107 84L109 85V86H108V90H107ZM122 84H123V85H122ZM128 84H129V85H128ZM143 84H145V85H144L145 87L147 86V87H146L147 90L145 89V90H146L145 92L148 91L150 94H152L151 96H153V97H151V96L149 95V93H148V95H146L147 93H145V92L143 91V89L145 88V87H143ZM166 84H168L167 88H168V90H171L172 93H171L170 91H169V92L166 91V90H167L166 87L164 88V86H165ZM179 84H180V86H179ZM34 85H35V84H34ZM49 85H50V86H49ZM51 85H52V86H51ZM57 85H58V86H57ZM67 85H68V86H67ZM84 85H85V86H84ZM90 85H92V86H90ZM112 85H113V86H112ZM138 85H139V86H138ZM149 85H150V84H149ZM154 85H155V86H154ZM190 85H191V84H190ZM16 86H17V85H16ZM40 86L43 87V88H41ZM44 86H45V87H44ZM59 86H61V87H59ZM65 86H67L66 89H65ZM88 86H89L90 88H89ZM97 86L101 87V89H102V87L106 86V90H107V91L105 90V87H104L103 90H101V89L99 90V87H97ZM115 86H116V87H115ZM122 86H123V87H122ZM124 86H125V87H124ZM130 86H131L132 88H131ZM169 86H171L172 89H170L171 87H169ZM178 86H179V88H178ZM181 86H182V87H181ZM49 87H50L51 90L49 89ZM54 87H55V88H54ZM57 87H59L60 89L57 88ZM63 87H64V88H63ZM72 87H73V88H72ZM75 87H76V88H75ZM80 87H81V88H80ZM82 87H83V88H82ZM84 87H85V88H84ZM117 87H118V88H117ZM127 87H128V88H127ZM136 87H137V88H136ZM149 87H150V89H149ZM184 87L186 88V91H185V88H184ZM46 88H47V89H46ZM61 88H62V89H61ZM88 88H89L90 90H89ZM116 88H117L118 90H116ZM123 88H124L125 90H124ZM141 88H142V90H140ZM151 88H152V89H151ZM162 88H163V89H162ZM180 88H181V89L184 88V90H183V89H182V90H183L186 94H185L184 92H182ZM43 89H44V90H43ZM53 89H55L57 93H58V91H61V90H63V89H65V91H64V92L61 91V92H60L61 94H60V93L56 94V93L54 92ZM69 89H70V90H69ZM130 89H131V90H130ZM156 89H157V90H156ZM188 89H189V95L191 94L190 96H188V94H187ZM46 90H47V91H46ZM76 90H77V91H76ZM83 90H84V92H83ZM98 90H99V91H102V92H99ZM110 90H111V91H110ZM113 90H114V91H113ZM134 90L137 91V92H135ZM138 90H140V91H138ZM151 90L153 91V93L151 92ZM172 90H174V92H173ZM178 90H179V92H178ZM192 90H193V89H192ZM39 91H40V92H39ZM69 91L72 92V93H71V94H65V93H68ZM87 91H88V93H89V92H91V93H89V95H87ZM104 91H105V92H104ZM123 91H124V92H123ZM142 91H143V92H142ZM154 91H155V92L157 91V92L155 93ZM164 91H165V92H164ZM180 91L182 92V94H181ZM44 92H45V93H44ZM50 92H51V94H50ZM93 92H94V94H93ZM118 92H119V93H118ZM125 92H128V93L126 94V98H125V96H122V95H121V94H123V93H125ZM132 92H134V94H133ZM139 92H142V95H144V97H143V96L141 95V93H140V94L138 95V96H140V97L138 98L137 94H138ZM166 92H168V93H166ZM177 92H178V93H177ZM39 93H40V94L42 93V95H41L42 97L40 96ZM46 93H47L48 95H47ZM54 93H55V94H54ZM63 93H64V94H63ZM77 93L80 94L82 98H85V97H86V98H85V99H82V98H81L82 101H80V100H79V97L77 98V95H78ZM84 93H85V97L82 95V94H84ZM95 93H97V94H98V93H99V94H103V93H105V95H104V99H106V98L109 97V99L106 100L105 102H110V103H111L112 105H114V106L111 107L112 105H111L110 103H108V104H110L111 106L108 105L107 103H104V102H103L102 105H101V104H100V105L97 104V105L99 106V107H98V106L96 105L97 102H96L95 100H92V98H91V97H93V95L95 96ZM106 93H107V95H106ZM109 93H110V94H109ZM131 93H132L133 95H132ZM135 93H137V94H135ZM164 93H166V94H164ZM170 93H171V94H170ZM174 93H175V94L177 93L176 95H178L179 93H180V94H179L178 97H177V96L173 95ZM49 94H50V95H49ZM53 94H54V95H53ZM73 94H77V95L75 96L76 99H75V97H74ZM99 94H98V95H99ZM108 94H109L110 96H109ZM112 94H114V95L111 96ZM129 94L132 95V96L130 95L131 97H133L132 99H135V100H133L134 102H133L132 100H131V102H129L130 99H131V97L129 96ZM154 94H156V95H155L156 98H157V96H158V97L160 96L159 99L162 100V103L160 102L161 100H159L158 98H157V100L155 99ZM168 94H169V95H168ZM184 94L188 97V100L191 99V98H193V99L188 101L187 99L182 98L183 100H181V99L179 98V96L182 97V95H183V97L187 98ZM193 94H194V95H193ZM43 95H45L46 97L44 96V97H45V98H44ZM51 95H52V96H51ZM56 95H58V96H56ZM60 95H61V96H60ZM80 95H79V96H80ZM86 95H87V96H86ZM90 95H92V96H90ZM120 95H121V98H119ZM127 95H128V96H127ZM135 95H136L137 98H135ZM145 95H146V96H145ZM164 95H165V97H164ZM167 95H168V96H167ZM170 95H173V97H170ZM65 96H66V97H65ZM100 96H102V98H103V95H100ZM116 96H119V97H117V98L120 100L121 105H120L119 101H118V103H117V100H118V99L116 98ZM141 96H142L143 98H145V99H146V97H148V98H147V100H145V99H143V98L141 99ZM191 96H192V97H191ZM48 97H49V98H50V97H54V98H53V99H52V98L49 99ZM55 97L59 98V100H58L57 98H55ZM63 97H64V98H63ZM70 97H71V99H73V101L70 99ZM112 97H114V98L116 99V101H115L114 98H112ZM129 97H130V98H129ZM149 97H151V98H149ZM176 97H177V98H176ZM36 98H38V99L41 98V99H40L39 102H38V99H36ZM66 98H67V99H66ZM87 98H88V99H87ZM89 98H91V99H89ZM111 98H112L113 100H110ZM122 98L125 100L126 103L124 102V100H123ZM43 99L45 100V102L42 101ZM51 99H52V100L56 99V101H55V100H54L55 102L52 101L53 103L51 104ZM86 99H87L88 101L91 100V102H92V107H91V103L88 102ZM93 99H94V98H93ZM104 99H103V100H104ZM121 99H122V100H121ZM136 99H138L139 101L136 100ZM149 99H150L151 102H152V100L154 99V100H153L154 103H150ZM165 99H166V100H165ZM172 99H173L174 101H173ZM178 99H179V100H178ZM57 100H58L59 102H58ZM60 100H62L61 103H60ZM66 100H68V101H66ZM76 100H77V101H76ZM78 100H79V101H78ZM84 100H85L86 104H85ZM140 100L142 101V103L144 102L145 105H144V103H143V106H142V105H141L142 103H141ZM144 100H145V101H144ZM163 100H165V101L163 102ZM167 100H169V104H167V103H168ZM175 100H176V101H175ZM177 100H178V101H177ZM184 100H186L187 103H186ZM40 101H41V103H40ZM46 101H47L48 103H47ZM63 101H64V102H63ZM121 101H122V102H121ZM135 101H138V102L136 103ZM170 101H171V104H170ZM179 101H180V102H179ZM182 101H183V102H182ZM76 102H78V103H76ZM81 102H82V103H81ZM83 102H84V103H83ZM95 102H96V103H95ZM112 102H113V103H112ZM127 102L131 103V105H130L129 103H127ZM157 102H159L160 104L157 103ZM165 102H166V103H165ZM175 102H177V103L175 104ZM178 102H179V106H180V104L182 105V106H181L182 109L179 108V106L177 107ZM181 102H182V103H181ZM189 102H190V104H188ZM34 103H35V104H34ZM37 103H38V104H37ZM42 103H43V104H42ZM46 103H47V104H46ZM59 103H60L61 105H59ZM71 103H72V105H71ZM94 103H95V105H96L97 107L94 105ZM115 103H116V104H115ZM132 103H136L137 105H136V104L134 105V104H132ZM140 103H141V104H140ZM147 103L149 104L148 106H147ZM164 103L167 104L168 106H165ZM172 103H173V104H172ZM194 103H195V104H194ZM39 104H40L41 106H40ZM48 104H49L50 108H49ZM53 104H55L57 107H56L55 105L53 106ZM57 104H58V105H57ZM64 104H65V105H64ZM66 104H68L69 106L67 107ZM73 104H74V105H73ZM78 104H79V105L81 104V105L79 106ZM82 104H83V105H82ZM88 104H90V105H88ZM106 104H107L108 108H107V106H105ZM117 104H119L118 106H120V109H117V108H118ZM153 104H155V105H153ZM161 104H163V105H161ZM196 104H197V105H196ZM36 105H37V107H36ZM38 105H39V108H38ZM45 105H47V106H45ZM63 105H64V106H63ZM84 105H85V106H84ZM115 105H116V106H115ZM124 105L127 106V107L129 106V107H128V108H127V107H124ZM139 105H140V106H139ZM158 105H159V106H162V109H160L161 107H159ZM171 105H172V106H171ZM175 105H176V106H175ZM185 105H186V107L183 108V106H185ZM187 105H190L191 108H190V106L188 107ZM194 105H195V106H199V107H197V108H199V109L195 108ZM42 106H43V109H44V106L47 107V108H49V109H53V108L55 107L54 110H55V109H56V110L59 109V111H60V108H61L62 110L65 108L64 110H66V112H65V111H63V112L61 111L60 115L62 114V116L64 117V114H66V116H67V120H66V119H65V121L63 120L64 123H63V121H61L60 124H59V123H55V124H54L55 126H53V124L50 125V123H49V121H48V123H47L48 125H46L47 128H45V125H44V126H43L44 129H43V127L39 124V123H41V122H39V121H40V120L42 121V119H40V118L42 117V115H44V114H43V111H44V110H43L42 108H40V107H42ZM65 106H66V107H65ZM76 106L79 107V108H77ZM83 106H84V110H83V108H82ZM94 106H95V107H94ZM121 106H122L123 108H122ZM130 106H133V107H134V106H137V108L134 107V108H136V109H134V108H132V107H130ZM141 106H142L143 108H142ZM144 106H147V107L144 108ZM152 106H155V107H152ZM170 106H171V107H170ZM192 106H194V108H193ZM51 107H53V108H51ZM59 107H60V108H59ZM62 107H63V108H62ZM114 107H115V108H114ZM116 107H117V108H116ZM151 107L154 108V109H153L154 111H152V108H151ZM156 107H157L158 109H157ZM166 107H167V108H166ZM169 107H170V108H169ZM175 107H177V109H176ZM34 108H35V111H33ZM47 108H46V109H47ZM57 108H58V109H57ZM66 108H67V109H66ZM106 108H107L108 110H107ZM109 108H110V109H109ZM125 108H126V109H125ZM130 108H131V109H130ZM155 108H156V109H155ZM46 109H45V112H44V113H47V112H48L47 110H49V109H47V110H46ZM71 109H72V110H71ZM78 109H79V111H78ZM123 109H124V111H123ZM129 109H130V110H129ZM145 109H146V111H147L148 113H147L146 111L144 112ZM169 109H171V110H169ZM172 109H173V111H172ZM180 109L182 110L184 116H185V113H186L187 118H186V116H185V119L187 120V123H188L187 125H188V126L190 125V127L192 126V127H191L192 129H191L190 127H188V126H187V127H186V126L183 127V124L180 123V121H179L180 119L176 117V116H177L176 113H177V112L180 113V111H181ZM185 109H187V110L185 111ZM188 109H189V110H190V109H193V110H190V111H189ZM201 109H202V110H201ZM37 110H38V111H37ZM41 110H42V111H41ZM70 110H71V111H70ZM116 110H117V113H116ZM125 110H126V111H125ZM127 110H128V112H127ZM155 110H156V111H155ZM164 110H165V111H164ZM166 110H167V112H171V111H172V113H174V112H176V113H174L175 115H174V114L171 115L170 113H168V115H170V116H169L170 119H169ZM176 110H177V111H176ZM194 110H196V112H198V113L196 114ZM198 110H199V111H198ZM200 110H201V111H200ZM40 111H41L42 114L40 113ZM68 111H69V112H68ZM75 111H76V112H75ZM84 111H85V112H84ZM107 111H108V112H107ZM150 111H152V114H151ZM157 111H158V112H157ZM163 111H164V113L162 114ZM193 111H194V112H193ZM33 112H34V113H33ZM37 112H38V113H37ZM70 112H71V113L73 112V113L71 114ZM78 112H79L80 114H79ZM110 112H111V113H110ZM124 112H127V113L124 114ZM149 112H150V114H151V120H150V114H149ZM153 112H154V113H153ZM187 112H189L188 114L191 113V115H188ZM202 112H204V113H202ZM35 113H36V115H35ZM69 113H70L71 119H70V116H68ZM74 113H76V114H74ZM81 113H82V114H81ZM132 113H134L135 115H133ZM144 113H147V114H144ZM155 113H157V116H155V115H156ZM159 113H161V114H159ZM193 113H194V114H193ZM39 114H41V116H40ZM77 114H78V115H77ZM106 114H105V115H106ZM109 114H107V115L110 116ZM121 114H124V115H121ZM136 114H137V115H136ZM154 114H155V115H154ZM181 114H182V113H181ZM24 115H25V116H24ZM26 115H29V117H31V118L29 119L28 116H26ZM32 115H33L34 117H33ZM75 115H77V116L74 117ZM81 115H83L84 117L81 116ZM105 115H103L102 117H106V116H107V115H106V116H105ZM158 115L161 116V117H160V116H159V117L162 119L161 122H163V123L160 122V120H159L160 118H157ZM162 115H167V116H163V117H162ZM202 115H203V116H202ZM39 116H40V117H39ZM66 116H65V117H66ZM79 116H80V117H79ZM118 116H119V115H118ZM148 116H149V118H148ZM154 116H155L158 120L155 119ZM172 116H174V117L172 118ZM193 116H194V117H193ZM26 117H27V118H26ZM77 117H79V118H77ZM152 117H154V118L152 119ZM166 117H167V118H166ZM188 117H190L189 120H188ZM192 117H193V118H192ZM38 118H39V119H38ZM75 118H77L78 120H77V119L75 120ZM80 118H81V119L84 118V119H83V120H84L83 123H82V121H81ZM171 118H172V120H171ZM174 118H177V119H176V122H177V123H175V122L173 121ZM26 119H28V120H26ZM31 119H33V120H31ZM37 119H38L39 121H38ZM79 119H80V121H79ZM104 119H105V118H104ZM130 119L132 120V122L130 121ZM139 119L142 120V121H140ZM163 119H164V120H163ZM166 119H167V120H166ZM24 120H25V122H24ZM71 120H72V121H71ZM155 120H156V121H155ZM165 120H166V121H165ZM169 120H171V121L169 122ZM26 121H28V122H30V123L28 124V122L26 123ZM36 121H38V122H37V125H34V124H36ZM69 121H70V122H69ZM73 121H74V122L76 121V123L78 122L77 124L80 123L79 126H78L76 123H75V124L72 123ZM108 121H109V119L107 120V117H106V119H105L103 122H106V123H107ZM133 121H135V122H133ZM137 121H138V123H140V122H141V123L138 124ZM158 121H159L161 124H163V126H162V125H159L160 123H159ZM191 121H190V122H191ZM194 121H192V122H194ZM32 122H33V123H32ZM67 122H68V126H67V127H66V126H62V123H63V125H65ZM150 122L152 123V125H153V123H155V122H157V123H155V124L152 126ZM165 122H166V123H165ZM168 122H169V123H168ZM23 123H25L27 127H26L25 124H23ZM69 123H70V124H69ZM110 123H111V122H109V124H110ZM132 123H136V124H138V125H136V124H132ZM170 123H171L172 125H173L174 123L177 124L178 126L175 125V124H174V126H175V127H178L179 129L181 128V125H182V128H183V129L181 128L182 130H179L178 128H173L174 126L172 127ZM21 124H22L23 126H22ZM56 124H57V125H56ZM82 124H85L86 126H85V125H82ZM111 124H112V123H111ZM141 124H142V125H141ZM157 124H158V126H157ZM164 124H165V125H164ZM169 124H170L171 127L169 126ZM179 124H180V125H179ZM32 125H33L34 128L32 127ZM49 125H50V126H49ZM71 125H72V127H71ZM73 125H74V126H73ZM76 125L78 126V128H79L80 130H79V129H76V128H77ZM134 125H136V126H134ZM147 125H149V126H147ZM35 126H36V128H37V126H39V128L41 127L40 129H41V131H44L43 134L45 133V135H42V132L39 131V130H40L39 128H38L39 130H35V129H36ZM59 126H60V127L62 126V127L59 128ZM69 126H70V127H69ZM75 126H76V127H75ZM80 126H81V128H80ZM83 126H84V127H83ZM87 126H89V127L87 128ZM109 126H110V125H109ZM145 126H146V127H145ZM155 126H157L158 128H157V127L155 128ZM159 126H160V127H159ZM161 126H162V127H161ZM165 126H166V128H165ZM179 126H180V127H179ZM48 127H49V128H48ZM51 127H52L53 129H52ZM54 127H55V129H58V130H55ZM56 127H58V128H56ZM63 127H65V128H63ZM151 127H152V128H151ZM163 127H164L165 129H168V130H171V131H168V130H167V131H168V132H167L165 129H164V130H165V131H164V130H163ZM30 128H31V130H30ZM62 128H63V129H62ZM68 128H69V129H68ZM71 128H73V129H71ZM82 128H83L84 130H83ZM107 128H108V127H106L105 130H107ZM148 128H149V129H148ZM153 128H154V129H153ZM161 128H162V129H161ZM185 128H186L187 130H185ZM189 128H190V129H189ZM28 129H29L30 132L28 131ZM48 129H49V130H48ZM61 129H62V130H61ZM66 129H68L69 131H65ZM109 129H110V128H108L107 131H111V129H110V130H109ZM139 129L141 130L140 132L144 131L145 129H146V130L148 129V130H149V131H148L149 133L144 132V134L146 133V134H145L146 136L143 137L144 134L142 135L143 132L140 133V132H139ZM142 129H143V130H142ZM151 129H152V130H151ZM156 129H158V130H156ZM173 129H174V130H173ZM177 129L179 130V132H180V131H181V132H184V131H185L184 133L186 134V138H185V134H184L183 137L181 138V135H180L181 132L178 133V134L180 135V139H179L178 136H177V135H178L177 132H175L177 135L175 134V136H174L173 133H174L175 130L178 131ZM23 130H24V131H23ZM52 130H55L56 133H55V131H54L55 134L52 133V132H53ZM74 130H75V131L78 130V132L80 131V133L76 135V134H74V133H76L77 131L75 132ZM81 130H82V131H81ZM113 130H114V129H113ZM117 130H119V131L117 132ZM146 130H145V131H146ZM153 130H154L155 132H154ZM183 130H184V131H183ZM34 131H35V132H34ZM37 131H39V132L37 133ZM46 131H47V132H46ZM60 131H61V132H60ZM72 131H73V132H72ZM132 131H134L135 133L132 132ZM150 131L154 132L153 135H152V137L150 136V135L152 134V133H150ZM159 131H161V132H159ZM162 131H163V132H162ZM187 131H188V133H187ZM190 131H192V132H194V133H192V132H190ZM31 132H33L34 134L31 133ZM50 132H51V133H50ZM57 132H58V133H57ZM64 132H65V133H64ZM66 132H67V133L69 132L68 135L66 134ZM91 132H92L93 134H91ZM129 132H131L132 134L129 133ZM138 132L140 133V134H139L140 136H136V137H137V138H136L135 135H138ZM165 132H167L168 134L165 133ZM36 133H37V134H36ZM40 133H41V134H40ZM48 133H49V134H52V135H49ZM71 133L74 135V138H75L76 140H75L74 138H72L73 135H72ZM159 133H160V134H159ZM189 133H190L192 136H191ZM199 133H200V132H199ZM220 133H222V134H220ZM230 133H231V134H230ZM24 134H25V135H24ZM26 134H27V135H26ZM28 134H29V135H28ZM35 134H36V135H35ZM53 134H54V135H53ZM56 134H58V135L60 134V135L58 136V135H56ZM65 134H66V135H65ZM69 134L72 135V136H70ZM102 134H105L106 136L109 135V136H108V138H107V137L103 136ZM129 134H130V135H129ZM133 134H134V135H133ZM147 134H149V136H147ZM155 134H156V135L158 134L157 136H159V137H158V138H157V137L155 138ZM161 134L163 135V138H162V139L164 140V143H165V144L163 143V141H161V140H162V139H161V136H162ZM165 134H166V135H165ZM172 134H173V135H172ZM181 134H182V133H181ZM187 134H188V136H189V135L191 136V137H189V138H192V137H194V136H195V138H192V139L189 140ZM195 134H197V135H195ZM23 135H24V136H23ZM30 135H32V136H30ZM39 135H40V138H39ZM41 135H42V136H41ZM62 135H63L64 137H63ZM141 135H142V136H141ZM160 135H161V136H160ZM164 135H165L166 137H165ZM168 135H170V136H168ZM171 135H172L173 138H174V139H173V142L171 141V139H172V138H171V137H172ZM198 135H199L200 138L197 137ZM220 135H222V137L224 136L225 138H224V137H223V138H224L225 140L222 139V137H221ZM19 136H20V135H19ZM29 136H30V137H29ZM43 136H46V137L49 136L48 138L45 137V139H44V144H43V142H42ZM61 136H62L63 138H62ZM98 136H99V137H98ZM100 136H101V137L103 136L104 138L102 137V139H100V138H101ZM132 136H133V137H132ZM176 136H177V137H176ZM217 136H219V137H217ZM50 137H52V140L49 139ZM53 137H54V138H53ZM56 137H57V138H56ZM58 137H60V140H59ZM134 137H135V138H134ZM141 137H143V138H141ZM147 137H148V138H147ZM168 137H169V140L166 139V138H168ZM202 137H203V136H202ZM227 137H228V138H227ZM34 138H33L32 140H34ZM131 138H134V139H131ZM140 138L143 139V140H141ZM151 138H152V139H151ZM164 138H165V139H164ZM176 138H178L180 142H179L178 139H176ZM216 138H217V139H216ZM54 139H55V140H54ZM56 139H58V140H57L58 142L56 141ZM94 139H95V137H94ZM109 139H110V140H109ZM145 139H146V140H145ZM149 139H150V140H149ZM155 139H157V140H155ZM175 139L177 140V143L175 142V141H176ZM219 139H220V140H219ZM46 140H47V141H46ZM48 140H49V141H52V145H51V142H49ZM118 140H119V141H118ZM132 140H136V143H135L134 141H132ZM139 140H140V141H139ZM147 140H148L150 143L153 142V143H152V146H153L154 149L151 147V144L148 143ZM154 140H155V141H154ZM158 140H160V141H158ZM197 140H198V141H197ZM199 140H201V141H199ZM223 140H224V141H223ZM123 141H124V142H123ZM137 141L140 142V143H138ZM141 141H142V143H141ZM144 141H147V142L144 143ZM156 141H158L157 144L159 145V147H161L160 149L157 148L158 146L155 144ZM165 141H166V142H165ZM169 141H170V143H169ZM217 141H218V142H217ZM219 141H220V142H219ZM39 142H41V144H39ZM54 142H55V143H54ZM85 142H86V141H85ZM90 142H91V144H90ZM160 142H161V143H160ZM171 142H172V143H171ZM178 142H179V143H178ZM199 142H201V143H199ZM53 143H54L56 146L53 145ZM92 143H93V144H92ZM128 143H129V144H128ZM162 143H163L164 145H163ZM175 143H176V144H175ZM197 143H198V144H197ZM214 143H215V145H214ZM225 143H227V142H225ZM82 144H83V143H82ZM122 144H123V145H122ZM143 144H146V147H148L147 145H149V147H148V149L150 148L149 151H148L147 148H145V145H143ZM153 144H155L156 146H154ZM170 144H172V147H169V146H168V145H170ZM173 144H174V145H173ZM179 144H180V145H179ZM196 144H197V145H196ZM211 144H213L214 147H212ZM222 144H223V145H222ZM49 145H50V146H49ZM72 145H74V144H72V143L69 144L70 147H71ZM96 145H99V147L97 146V147H98V148H97ZM117 145H119L120 147L118 148ZM127 145H128V147H127ZM141 145H142L143 147H141ZM176 145H178L179 147L176 146ZM181 145H182V146H185V147H180ZM218 145H219V148L217 147ZM12 146H13V145L11 144V145L8 146V147H10V150L13 149L14 151H16ZM51 146H52V147H51ZM101 146H102V147H101ZM107 146H108V148H106ZM109 146H110V147H109ZM170 146H171V145H170ZM203 146H204V148H203ZM205 146H206V147H205ZM224 146H225V145H224ZM44 147H45V146H44ZM100 147H101V148H100ZM103 147H104V149H107V150H104ZM123 147L120 148L121 150H119V152H122V151H123ZM155 147H156V148H155ZM166 147H167V148H166ZM168 147H169V148H168ZM174 147H175V148H174ZM177 147H178L180 150H178ZM211 147H212L213 149H212ZM48 148H49V149H48ZM125 148H124V150H125ZM134 148H135V149H134ZM140 148H141V149H140ZM142 148H143V152H144V153H141V154H143V156H144L143 158H142L141 155H140V152H142ZM165 148H166V149H165ZM172 148H174V149H176V150H178V151H175V152H174V149L172 150ZM181 148H184V149H181ZM185 148H186V149H185ZM215 148H216V149H215ZM217 148H218V149H217ZM97 149H101V150H100V151H97ZM144 149H145V150H144ZM157 149L159 150L158 153L156 152L158 155H154V156H156V159L158 158V156H160L159 153H161V156H164V157H163V159H162V157L160 156V157H159L160 159H157V160L155 161V157L150 156V154H151V155L154 154L155 151H157ZM162 149H164V150H162ZM169 149H170V151H169ZM208 149H209V151H210V156H209V157H208V155H209V151H206V150H208ZM214 149L217 150V152H216ZM13 150H12V151H13ZM46 150H47V152H45ZM110 150H111V151H110ZM146 150H147L146 153H148V152L150 153L151 151L154 152V153H150V154L148 153V154H149V156H148V154L145 153ZM153 150H154V151H153ZM160 150H161V151H160ZM181 150H182V151H181ZM183 150H186V151H183ZM212 150H213V151H212ZM116 151H117V152H116ZM138 151H140L139 154H138ZM164 151H165L166 153H165ZM205 151H206V153H205ZM214 151L216 152L215 154H214ZM96 152H97L98 154H97ZM124 152H125V151H124ZM163 152H164V153H163ZM173 152H174L173 156L169 155V153L172 154ZM179 152H180V153H179ZM182 152H183V153H182ZM91 153H92V152H91ZM176 153H177V154H176ZM181 153H182V155H183V154L186 155V153H188V155H189L188 157H190V158L185 157V159H184V155H183V156L180 155V157H179V154H181ZM96 154H97V155H96ZM116 154H115V155H116ZM118 154H119V153H118ZM120 154H121V155H122V154L124 155V153H120ZM135 154H136V155H135ZM144 154H145V155H144ZM162 154H163V155H162ZM175 154H176V155H175ZM213 154H214L215 157L212 156ZM126 155H128V156H126ZM129 155H130V156H129ZM131 155H132V156H131ZM134 155H135V158H133ZM137 155H138V156L140 155V156H139V157H140L139 159L142 161L141 163H143V166H142V164H139L140 162L138 161V158H137L138 156H137ZM165 155H168V156H165ZM177 155H178V156H177ZM22 156H23V155H22ZM176 156L180 158V159H179L180 161H181V158L183 157L182 159H183V163H184V161H185V163H184L185 166L182 164V161L180 162L179 160H177L178 158H177ZM181 156H182V157H181ZM98 157H99V158H98ZM126 157H127V158H126ZM128 157H129V158H128ZM131 157H132V158H131ZM147 157H148V158H147ZM149 157H150V158H149ZM152 157H153V158H152ZM168 157H169V158L172 157V158H170L171 160L168 161V164H167L166 161L168 160ZM45 158H46V157H45ZM130 158H131V160H129ZM175 158H176V159H175ZM186 158L189 159V160L187 161ZM133 159H135V162H134ZM136 159H137V160H136ZM142 159H146V160H142ZM147 159H148V160H147ZM150 159H151V160H150ZM152 159H153V160H152ZM173 159H175L176 161H175V160L173 161ZM206 159H205V160H206ZM109 160H110V161H109ZM149 160L152 162V164H150V162L148 163ZM215 160H216V161H215ZM108 161H109V162H108ZM131 161H132V162H131ZM136 161H137V162H136ZM145 161H146L149 165H148V164H145ZM153 161H155V163L158 164V166H157L156 164H153ZM172 161H173V162H176V163H177V166H178V165H179V166H178V167L175 166L176 163H173ZM177 161H179V163L182 165V167H181L180 164H178ZM189 161H190V163H189ZM10 162H11V158L7 160V164H9ZM107 162H108V163H107ZM161 162H162L163 164H164V162H165L164 166H165V165L168 166V169H167V167H164V166H163L164 168L161 167V165H163V164H160ZM186 162H187V163H186ZM206 162H207V163H206ZM211 162H212L213 164H212ZM215 162H216V163H215ZM97 163H96V164H97ZM105 163H107V164H105ZM131 163H132V164H131ZM136 163H137V166L134 165V164H136ZM188 163H189V165H188ZM214 163H215V164H214ZM115 164H116L117 167L114 166ZM209 164H210V166H212V165H213V166L210 167ZM107 165H108V166H107ZM133 165L135 166V168H136V167H139V168H137V170H138V169H140V170H138V172H137L136 170H134V166H133ZM138 165H141V166L143 167V170H141L142 167H141V166H138ZM146 165H148V167H147ZM154 165H155V166H154ZM169 165H170V167H169ZM217 165H218V166L220 165V166L218 167ZM11 166H12V165H11ZM132 166H133V168L131 169ZM149 166L151 167V169L149 168ZM159 166H160V167H159ZM172 166H173V167H172ZM174 166H175V167H174ZM214 166H215V168H213ZM109 167H110V168H109ZM112 167H113V168H112ZM145 167H146V168H145ZM155 167H156V168H155ZM106 168H107V169H106ZM161 168L164 169L165 173H164V171H162L163 169H161ZM170 168H171V170H169ZM174 168H175V169H174ZM183 168H184V169H183ZM187 168H188V169H187ZM108 169H109V170L112 169L113 174H112V171H109ZM113 169H118V170L114 171ZM173 169H174V170H173ZM179 169H180V171H183L184 173L179 172V171H176V170H179ZM209 169H210V170H209ZM107 170H108L109 172H111L112 175H111L109 172H107ZM120 170H121V172H120ZM128 170H129V172H127ZM146 170H147L148 173L146 172ZM148 170H149V171H148ZM151 170H152V172H151ZM154 170H155V171H154ZM157 170H159L158 173L156 172ZM167 170H168V171H167ZM185 170H186V172H187L188 174H185V173H186ZM208 170H209V171H208ZM212 170H215L216 172H215V171L211 172ZM140 171H141V172H140ZM169 171H172V172L170 173ZM191 171H192V172H191ZM207 171H208V172H207ZM225 171H226V170H225ZM122 172H123V173H122ZM142 172H143V174H140V173H142ZM145 172H146V173H145ZM153 172H154V173H153ZM160 172H161V173H160ZM194 172H195V173H194ZM107 173H109V174H107ZM118 173H119V174H118ZM121 173H122L123 175H122ZM135 173H136V174H135ZM149 173H150V174H149ZM152 173H153L154 175H152ZM159 173H160V174H159ZM169 173H170L171 176H176V175H179L180 173L183 174V176L181 177V175H180V177H179V176H176V177H170V176H169ZM191 173H192V174H191ZM105 174H107V175L105 176ZM120 174H121V175H120ZM130 174H131V175L134 174V177L137 178V179H136L137 181L135 180V182H134L133 179H135V178L132 179V176H129ZM137 174H139V175L137 176ZM144 174H146V175L148 174V176L146 177V176H144ZM157 174H158V177H157ZM165 174L168 176V178H167V176H165ZM173 174H174V175H173ZM200 174H201V173H200ZM215 174H216V175H215ZM219 174H220V173H219ZM109 175H111V176H109ZM115 175H116V176H115ZM118 175L120 176V178L118 177ZM124 175H125V176H124ZM127 175H128L129 177H126ZM135 175H136L137 177H136ZM141 175H142V176H141ZM149 175H150V176L152 175L153 178L151 177V179H148V178H150ZM162 175H163V177H162ZM186 175H187V177H186ZM188 175H189V177H188ZM192 175H194L195 177H193ZM107 176H108V177H107ZM121 176H123L124 179H123V178L121 179ZM160 176H161V178H160ZM184 176H185V177H184ZM104 177H105V178H104ZM106 177H107V179H106ZM113 177H114V178H113ZM141 177H143V178H141ZM145 177H146V179L144 180ZM164 177H166L168 180L165 179ZM169 177L172 178V179H170ZM178 177H179V179H181L182 181H180V180L178 179ZM183 177H184V179H182ZM197 177H198V176H197ZM115 178H116L117 181H115ZM140 178H141V179H140ZM154 178H155V179H154ZM173 178H174V179H173ZM185 178H189V179L191 178L190 180H192V178H193V181L191 182V181L188 179L189 181H188V183H187V179H185ZM218 178H219V177H218ZM218 178H217V179H218ZM108 179H110V180H108ZM119 179L122 180V181H120ZM129 179H130V180H129ZM138 179H140V181L143 179L142 181L145 182L144 185H143L142 183L139 184L140 182H138ZM161 179H162V181H161ZM169 179H170V181H169ZM131 180H132L133 182H132ZM146 180H151V181H150V183H149V181H148V183H149V184H148ZM155 180H157V182H156ZM165 180H166L167 182H169L168 185H167V182H166ZM173 180H175V181H173ZM176 180H177V181H176ZM183 180H184L185 182H184ZM125 181H126V182L131 181L132 184H131V182H128V183H129L128 185H131V187L128 186V185H126L127 187H125V186H124V184L126 183ZM152 181H154L157 185H160L161 187H160V186H157L155 183L152 184V183H151ZM164 181H165L166 183H164ZM179 181H180V183L182 182V184H178ZM109 182H110V183H109ZM118 182H119V183H118ZM136 182H138V183H136ZM183 182H184V184H183ZM160 183H161L163 186H162ZM172 183H173L174 186L172 185ZM186 183H187V184H186ZM117 184H118V185H117ZM134 184H135V185L138 184L137 187H136ZM146 184H147V187H149V188L146 187L147 189L144 188V186H146ZM154 184H155V185H154ZM165 184H166V185H165ZM177 184H178V185H177ZM119 185H121V186H119ZM122 185H123V187H122ZM140 185H143V186H140ZM151 185H153V186H151ZM171 185H172V186H171ZM182 185H183L184 187H186V188L184 189V187H183ZM186 185H187V186H186ZM232 185H233V184H232ZM232 185H231L230 187L233 188L234 185H233V186H232ZM113 186L117 187L120 191L117 190V188H115V187H113ZM138 186H140V187H138ZM181 186H182V187H181ZM129 187H130L131 189H129ZM132 187H133V189L136 188V190L139 188V189H141L142 191L138 190V191H137L138 193H137V192H135L136 190L133 191ZM141 187H143V188H141ZM163 187H165V189H162ZM167 187H168V188H167ZM170 187H172V188H170ZM33 188H35V187L33 186ZM124 188H126V190H125ZM158 188H159V189H158ZM169 188H170V189H169ZM177 188H178V190H177ZM113 189H114V190H113ZM122 189H124V191H123ZM127 189H129L130 191L132 190V191L130 192V191L127 190ZM143 189H145V190H143ZM160 189H161V190H160ZM166 189H167V191H165ZM168 189L170 190L171 193L169 192ZM100 190H101V191H100ZM102 190H103V189H101L100 187H98V189H97V191H98L100 194L103 193ZM116 190H117V191H116ZM171 190H173V191H171ZM160 191H161V192H162V191H165V192H162V193H161ZM106 192H107V191H106ZM133 192H134V193H133ZM159 192L161 193V194H159L160 196H158V194H157V193H159ZM168 192H169V193H168ZM184 192H185V193H184ZM125 193H126V192H125ZM140 193H141V195H139ZM163 193H164V196H163ZM166 193H168L167 196H166ZM173 193H174V194H173ZM136 194H138L139 196L136 195ZM171 194H172V195H171ZM177 194H178V195H177ZM182 194H184V195H182ZM16 195H17V191H16V190H13V191L10 193V197H11L12 199H14V197H16ZM108 195H110V194H108ZM161 195H162L163 198L161 197ZM170 195H171V196H170ZM135 196H136V197H135ZM137 196H138V197H137ZM141 196H142L143 198H142ZM152 196H153V197H152ZM160 197H161V199H160ZM109 199H111V197H110ZM154 199H155V198H154ZM2 201H3V202H2ZM5 201H6V200H1V201H0V211L2 212V215H3V216H5L6 218L9 219V220L7 219L6 223H7L9 226L13 224V227L10 226L11 228L8 226L9 229H13V230H15L16 232H18V234H19L21 237H24L23 240H24V239H27L26 242L29 241L28 239H30L31 241H34V242H32V243H35V242L37 241L36 243H37V244L39 243V245H38L37 247H38L39 249H40V247H42V248L40 249V250H42V251L40 252V251L38 250V252L40 253V255L43 254L42 256H46L45 254H47L46 258H50V259H51V261H49V263H51V264H52V263H53V264H80L81 262H83V263H81V264H88V263H89V264H109V263L106 262L107 260L105 261V259H100V261H99V260H96V261L93 260L94 258H95V259L100 258L101 256H100L99 254H96V255L94 256L93 259H89V260H88L89 262H87V261L84 259L83 252H82L81 254L78 252V248H73V250H72V247H68V248H66V250H67V251H65L66 253H64L65 248L60 247L59 244L54 240V238L52 239L51 234H50L49 231H45V230L41 227L40 224H38V226H37V224H35V223L29 218V214H27V213H25V214L22 213V212H25V210H23V209L28 208V206L31 207V205L26 206V208H23L22 210H20V209L17 210V209H13V208L10 206V203H8V201H6V202L8 203V206H7V204H4ZM111 201H112V199H111ZM113 201H114L113 204L115 203V205H113V206L118 207V206H116L117 204H116L115 200H113ZM143 201H144V200H143ZM6 202H5V203H6ZM144 202H145V201H144ZM161 202H159L158 205H160ZM110 203L112 204V202H110ZM5 205H6V206H5ZM9 206L11 207V209H9V208H10ZM172 206H174V205L172 204ZM190 206H191V205H190ZM190 206H187V207H189V209H191V210H188V208L186 207V211H184L185 213L183 212V213H181V214L179 213V212H180V209H176V208H175V209H174L175 214H177V215H179V214H180V215H183V217H184V218H187V219L190 218V217L192 216V217H194V218L191 217L192 220H193V219L196 220V221H197V219H198V221L202 220V221H200L199 223H201V225L204 224L203 226L205 227V224L207 225V224H208V223H207L208 221L205 219V221L203 222V219H204V218H201L200 216L197 217L198 213L194 210L195 207H194V206H191V207H190ZM8 207H9V208H8ZM147 207H149V206H147ZM174 207H175V206H174ZM164 208H167V207L165 206ZM193 208H194V209H193ZM192 209H193V210H192ZM10 210H13V211L11 212ZM171 210H172V208L169 210V214H171V213H170V212H172ZM178 211H179V212H178ZM190 211H191V213H189ZM8 212H9L10 214H9ZM13 212H14V214H13ZM150 212H154L153 214H158L159 211L157 212V210H151V209H150ZM178 213H179V214H178ZM186 213H188V214L186 215ZM15 214H16V215H15ZM49 214H50V213H48V215H49ZM193 214H197V215H193ZM27 215H28V216H27ZM18 216H19V217H18ZM51 216H52V215L50 214V216H47V217H48V218H51ZM155 216L157 217L158 215H155ZM168 216H169V218L172 217L171 215H168ZM189 216H190V217H189ZM195 216H196L197 218H196ZM129 217H130L131 219L128 218V216H127L126 218H127L128 220L130 219V221L133 219V221H131V222L129 221L130 223H134V226H135L136 223H137L138 225L135 226V227L140 226L137 230H139V229L141 230V234H142V236H143L142 238H143L144 243L149 244V243H150V240H153V238H154V234L152 233V231H151L150 229H147V227L144 226V223L140 222V220H138V222H137V221L134 222L135 219H134L133 217H131V216H129ZM158 217H159V216H158ZM158 217H157V218H158ZM199 217H200V218H199ZM191 218H190V219H191ZM195 218H196V219H195ZM29 219H30V220H29ZM187 219H186V220H187ZM190 219H188V221H189ZM25 220H26V221H25ZM192 220H191V221H192ZM194 220H193V222H194ZM9 222H10V223H9ZM202 222H203V223H202ZM11 223H12V224H11ZM28 223H29V224H28ZM31 223H32V224H31ZM17 224H19V225H17ZM141 225H142V226H141ZM18 226H19L21 229L18 228ZM207 226H208V225H207ZM25 227H26V228H25ZM16 229H17V230H16ZM22 229H25L26 231H25V230H22ZM28 229H29V230H28ZM142 229H143V230H142ZM33 230H34V231H33ZM205 230H206V229H205ZM19 231H22V232H21L22 235L20 234ZM23 231H24L25 233L28 232L27 235H26ZM44 232H45V233H44ZM47 232H48V233H47ZM29 233H31V236H30V237H29V235H30ZM28 234H29V235H28ZM42 234H43V235H42ZM23 235H26V238H25V236H23ZM33 235H34V236H33ZM20 236H19V237H20ZM28 237H29V238H28ZM50 238H51V239H50ZM32 239H33V240H32ZM146 239H147V240H146ZM53 240H54V242H53ZM24 241H25V240H24ZM55 242H56V243H55ZM148 242H149V243H148ZM28 243H31V242L29 241ZM55 244H56V245H55ZM41 245H42V246H41ZM39 246H40V247H39ZM139 246H140V245H138V246L134 249V251H133L134 253H133V252L131 253V255H130L131 258H133V256L135 257V256L137 255V253H139V252H138L139 249H140ZM45 247H46V248H45ZM59 247H60V248H59ZM110 248H112V247H110ZM137 248H138V249H137ZM45 250H46V251H45ZM43 251H44V252H43ZM45 252H46V253H45ZM73 252H74V253H73ZM55 253H56V254H55ZM52 254H53V255H52ZM76 254H77V255H76ZM72 255H73V256H72ZM48 256H49V257H48ZM71 257H72V258H71ZM77 258H78V259H77ZM81 259H82V261H81ZM52 260H53V261H52ZM66 260H67V261H66ZM68 260H69V261H68ZM83 260H84V261H83ZM92 260H93V261H92ZM73 261H74V262H73ZM98 261H99V262H98ZM75 262H76V263H75ZM86 262H87V263H86ZM92 262H93V263H92ZM119 263L121 264V262H119Z\"/></svg>",
  "mask_w": 264,
  "mask_h": 264
}]
</instances>
